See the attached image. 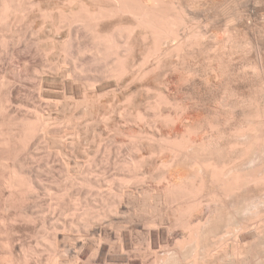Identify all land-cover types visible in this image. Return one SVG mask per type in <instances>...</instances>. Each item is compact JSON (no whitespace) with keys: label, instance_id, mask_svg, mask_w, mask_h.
<instances>
[{"label":"rangeland","instance_id":"374dc122","mask_svg":"<svg viewBox=\"0 0 264 264\" xmlns=\"http://www.w3.org/2000/svg\"><path fill=\"white\" fill-rule=\"evenodd\" d=\"M5 1L6 0H0V7H2V5H4V6H7L8 10H9V11H7L9 13H7L5 17H3L4 19L3 18H2V20L0 19V264H8L9 262H11L9 264H171V263L172 264H188V263L189 264H202L203 262L205 264H221L222 261L224 262V264H229V263L231 264V262H232V264H239V263L245 264L244 261H246V260L250 261V259L252 262H249V263L247 262L246 264H256L257 262H258L257 264H264V257H263L264 256V251H263L264 246H261V245H264V242H263V240H264V237H263L264 236V233H263L264 232V218H263L264 217V214H263L264 206L262 207V205H264V201L262 200V197L264 199V194H263L264 193V185H263L264 180L262 181L263 183H259V185L261 184L263 187L262 186L257 187L258 184L254 185V183H255L254 181H252L254 183L251 185L248 184L249 182H243L246 184V186H243V184H242L243 188L240 189L241 185H239L238 187H240V188H238V189L240 191L237 188L235 189L236 190L235 192L238 191L239 194L237 193L238 195L236 194L234 196L235 197L234 198L233 196L227 197L228 194L226 193V190L229 191V193H230V190H228L226 187L222 186L223 183H221L222 185H220V183H219V185L216 184L215 182L216 181L219 182V180L214 179L215 180V182H214L212 174L210 173V171H212L211 168H212L213 164L216 163V161L218 163H220L222 160V163L228 162V164H230V165H233L236 162L237 164L240 163L242 165L244 161L242 160V163H241V159L237 160V158L238 159L241 158L240 156H242L243 154H245L247 152V151L244 152L243 151L244 149H242V148H245L247 146V145L246 146H244V145L247 144L245 142L250 139L248 137V135L251 132L254 134V131H251L250 127H252V126H250V125L252 123L254 124L256 121L257 125L255 123L254 126H256V127L253 126L254 127L253 129L255 130V128H257V127L262 128L261 130H259V133L264 130V126H262L264 124V112H263L264 111V105H263L264 104V0H244L245 3L243 0H241V3L239 2L240 0H231V1L230 0H221L222 2L224 1L223 3L218 2L220 0H218V1L217 0H214V1L213 0H206L208 2V4L207 3L204 4L206 1L202 0L203 2L201 1L202 3L198 6H197V4L194 7H192L193 5H191V7H188L189 17H190V15L194 17V14H195V17L201 15L198 18V21H200L202 18V22L204 23V25L202 22L194 23L197 20L192 22L193 17L189 18L190 20H192L191 21L192 24H191V22H189L191 25L189 26V23L187 25L190 27L189 30H188L187 26L181 27L184 29L187 28V30L185 29L186 30L185 32L188 35H186V34H185L186 36L182 35V33H184V31L180 28V30L183 31V32L181 31V33L179 32L180 37L181 36L183 37L182 39L180 38V40L183 41V39H184V41H185V39H186L185 37H188L189 33L195 29V28H193V30L191 29L193 24L195 25L194 27H196V25H198V24H202L201 26L198 25L197 27L200 26V28H201L203 26L202 29H200V28L199 29L200 30L205 29V30H203V31H205L204 32L205 34H203V36H205L204 37L205 39L208 35V40H207L208 42L207 41H205V43L202 42L203 44L207 45V47H205L206 50L204 49L206 52L204 50L203 51L201 50L205 46V45L203 46V44L201 43L202 39H204V38H202L199 42L202 44V46H201L200 44L197 43L198 44L197 45L195 43V41L199 40V39L195 40V38L193 37V39L191 38L192 40L190 41V43L188 42L190 44V49H188V50L186 49L189 45L188 44V45H186V48H185L186 50L184 49L185 53L183 50H182L183 52L180 51L181 57H183L185 55L186 56L189 55L187 52L191 51L189 53H192V52H194L193 50H195V48L196 49L198 48L197 50H195L198 52H194L195 55L192 53L193 55L190 54V56H188L187 58H186V56L183 57L182 59H181V57H179L181 59V62H183V65L186 63V65H185L186 67L185 66L183 67L181 65L182 63L181 64L178 63L180 60L177 61L178 60L177 52H175L177 54V56L171 54L170 58H168V56H169L168 54H167L168 56L163 57L164 59L160 58V57H162L161 55H158V56L153 55V57L154 56L155 57L150 58L151 60L153 59L152 62L153 63L155 62L154 63L155 65L153 63L151 64V61L149 60L150 62L147 65L150 64V66H146L147 68H150L151 66H152V68H155V67H153V65L159 66L160 64L162 65V63L164 61H166V62H164V63H166V64H164V66L160 65L161 67H158V70L154 71L155 69H153V71L155 74L157 71L160 72L161 68L163 69L162 70L163 71V77L162 78H163V80L165 79L164 84L167 80L166 77H169L170 74L172 75V77L170 76L168 79L169 83L166 82V84L164 85L165 87L163 85H162V87H164L168 90L170 88L169 91L172 93V95H171V93L168 94L169 91H167V90H166V93L168 92L167 94L170 95V97L172 96L171 99H174V101H173L174 103H176L175 102L176 100H179L178 102H180V101L183 102V104L181 102L182 106L184 105V103H185L184 106L187 105L188 108H186V110H185V107H183L184 108L183 111L185 110L183 112V116H185L184 113L187 112L186 117L188 120L181 115L182 111L180 114L182 116L181 121H184V122H181L178 119H177L178 122L176 121V118L178 117V115L180 113L176 110L179 103H178V105L176 104L177 107L173 106L176 109H174L172 107L170 108L168 104H165V106H163L164 109H162L163 108L162 107L163 104H162L160 106L161 109L157 108V109H159L158 111L156 109V111H157L156 114L159 117L157 115L155 117L153 110H152V113L148 112L151 114L152 117L150 116V114H147L146 115L147 117H146L145 114L147 112L145 113L144 108L145 107L147 108V105L149 103V102L146 103L147 104L146 105L145 104L146 100L144 101V97H145L146 93H144V95H143L144 97L141 98V100H143V102L141 103V101H139L140 95H142L144 91L143 92L141 91L142 93H140V95L137 94V92H136L135 96L134 95L133 96L135 98L136 95H138L137 98H135V99H138V97H139L138 102L140 103V106H141V104L146 105V106L144 105L145 107L143 106L141 117H139L140 119H142V118H146V119H145V121H143V119L140 121L139 118H137L138 115L135 113L134 114L137 117L131 118L132 116H134V114L132 116H130L127 114L128 112H125V111H129L130 109L127 110V109H122V108L128 107V105H129L128 103H130V105L131 106L133 105V107H134L136 105V103H134L135 99L131 96L132 97V99L130 98L131 101L130 100L125 101L124 99H127L128 95L125 96L126 98L116 95L117 98L119 97V99L116 100L114 92L116 93L118 90L122 91V88H124V87L125 88L122 91L123 94H125V89H127L129 87H133V88L127 89L129 91L126 90V92H130V91H132V89L134 90V87H138V84H139L136 82L137 84L135 85L134 84L135 81L133 83L134 85H132V86H130L131 84H129V86L126 85L127 86V88H126V86L123 85L124 86L123 87L121 84L120 85L121 89H120V87H118L116 91H114V92L110 91L112 93L107 92L108 94L106 93L109 97V98H106L107 95L105 96L106 102H112L114 100L115 103H113L114 102L113 101L112 103H110V105L108 103V106H106L105 105L106 102H103L104 101L103 97L100 98V101L95 100V101H98L99 104L96 103L95 101H93L94 106L96 104H98V106L96 105V108H98L99 110L96 109L94 106L93 107L95 109L92 108V106H91L92 102L90 103L91 104L90 106L87 105V103H86V105L83 109H82V107H83L82 105L80 107L77 106L79 108L77 110H76L77 107L75 105H72V106L69 105V106H67V109L64 108L66 111L62 109L60 102H58V106H57L59 110L56 109L57 108L56 105H55V107H56L55 108L54 104H52L56 110V111L55 110L53 111L54 108L51 107L52 105L48 102V104L50 105L52 110L48 109V107H49V106H47L48 104L45 103V101L43 100V98H45L44 97L45 96V90L48 88H51L52 86L57 87L59 84H64L63 81H64V79L66 80V78H68V79L72 78L73 80L75 78V80L77 79L76 81L79 80L80 82L78 81V84L80 83L79 85L81 87L85 86V89L83 87L82 88L84 90H88V91L90 90V92H91L92 89H89L91 86L89 87V83L87 82L88 80L91 79V77H89L90 75L87 74V72H85L82 75L79 73V75H81V76H79L78 74H76L77 69H75V68H79V70H80V67H76L77 65L79 66L80 63L83 64L84 60L86 63L89 61L90 58L92 60V56L94 55V51L92 52L93 53L92 56L89 55V52L93 49L92 45H94V44H92L93 41L91 42V39L93 38V36H91L92 38H90V35H89V34H92V32L88 33L90 30L88 31V29H87V31H86L85 27H83V28H85V30H83L82 26H84V24H82V23H84V22H82V21H81V23H79L80 21H78L77 25H76L77 21L75 24L73 23L74 25L70 24L68 21L67 22L69 23V25H68V23L66 25V21H59L60 19L58 18L59 17L58 15L61 14L60 12L62 9H64V10H66L67 8L70 9L73 4L76 5L75 3L69 2L71 4L70 5L67 2V0H64V1L63 0H51V1L41 0V2H40V0H35L37 2H35L34 0H29V1L28 0H21V1L16 0L17 2L14 0H13V2H12V0H7L6 2ZM27 1H28V5L29 6L31 5L30 7L27 5ZM44 1L45 2L47 1V2L45 3ZM31 2H33V3H31ZM52 2H55V3H52ZM232 2L233 3L235 2V3L233 4ZM246 2H248V3H246ZM19 3H21V4H19ZM37 3H39V4H37ZM57 3H58V5H57ZM214 3H216V4L220 3V4L216 5ZM8 4H9V7H8ZM49 4H51V6ZM221 4H223V5H221ZM15 5L16 6L19 5V6L16 7ZM34 5H35V7H33ZM38 5H40V6H38ZM201 5L203 7L205 5L208 6L210 10L205 6L204 8L201 7L202 11H200ZM52 6L55 8H53ZM11 7H12V9H11ZM14 7L16 8V10H14L15 9ZM20 7L22 9L24 7V10H22ZM26 7H28V8H26ZM40 7H41V9H39ZM42 7H43L44 12L42 10ZM44 7H45V9H44ZM72 7H75V6H72ZM210 7L212 8V10ZM190 8L192 10H190ZM194 8H195L194 11H196L197 13H195L193 11ZM215 8H217V10ZM218 8L220 9V11L222 10V8H224V9L222 10V12H219ZM213 9H215V10H213ZM234 9H235V11H234ZM64 10H62V12ZM11 11H12V13H11ZM40 11H42V13H40ZM45 11L47 13L46 16H45ZM207 11H209V12H207ZM17 12H20V13L22 12L21 13L22 16L20 15V13H17ZM206 13H208V15H210L211 17L208 16ZM43 14L46 17V19L44 16L42 17ZM49 15L51 16V18L49 17ZM215 15L217 16V18H215L216 21L214 19V17H216ZM229 16H231V18H229ZM6 17H7V19H6ZM54 18H56V19H54ZM125 18L123 17V19H125ZM218 18H220V20ZM195 19H197V17ZM43 20H44V22H42ZM208 20H210V21L208 22ZM228 20H230V21H228ZM1 21H3V22H1ZM54 22L56 23V25L54 24ZM58 22H60L61 24ZM62 22H64L65 24L64 23L62 24ZM207 23H209V24H207ZM79 24L82 26H80ZM212 24L215 25V27L217 25L218 28L217 27L215 28ZM60 25H61V27H59ZM70 25H71V27H70ZM52 30H53V32H52ZM55 30L59 31V34H57L58 32H56ZM206 30H209V31L206 32ZM212 31H214V32H212ZM50 32H51V34H50ZM55 32L58 35V37L55 34ZM213 33L218 34V36H216ZM60 34H61V36H60ZM78 34H80L82 36H79ZM62 35H63V37H62ZM76 35H78V36H76ZM86 35H88V36H86ZM211 35H212V37H211ZM83 36H84V38H83ZM59 37H61V38H59ZM215 38H216V40H214ZM222 39L224 40V42ZM193 40H195V41L192 42ZM217 40H219V41H217ZM89 42H91V45ZM138 42L137 43H138L139 47H142V45H144V43L141 44L142 41L140 42V40H138ZM170 42H172V43H170ZM173 42L174 41H169V43L165 42L163 47L165 48V47L171 46L170 44H173ZM191 42L196 44V46H198V47H195V45H194V48H193V46H192L193 44H191ZM211 42H212V45L214 48L212 47V45H210ZM216 42H217V44H216ZM61 43H62V45H60ZM75 44L76 45L78 44L77 45L78 47L80 44V46L82 45L83 48L86 46L92 47L89 50V52H88V49L90 47L89 48L86 47L88 53H85L86 50H85V52L83 51L84 52L83 54H85L84 56L86 58H84L81 55L82 53H79L80 55L79 54L76 55L75 52L77 51L78 47ZM166 44H168V45L165 46ZM208 44H209L211 49L209 48ZM135 45L137 48L138 46L136 44V41H135ZM56 46H58V47H56ZM65 46L67 48H65ZM75 46L77 47V49ZM199 46H201L202 48L200 49ZM61 47H63V48H61ZM231 47H233V48H231ZM139 49L137 48V51L139 50L138 52L141 53L144 48L142 50H141V48H139ZM199 49L201 50V52H199L200 51ZM217 49H218V51H217ZM208 50H210V51L208 52ZM64 51H65V53H64ZM77 53H78V51H77ZM175 53H173V54H175ZM183 53H184V55H182ZM197 53H198V55H197ZM221 53H222V56H221ZM69 55L71 57H73V56L74 57L71 58ZM136 55L138 56V54H136ZM162 55H164V53ZM202 55H203L204 59L202 58ZM215 55L217 57H215ZM75 56L77 57V59L75 58ZM78 56H80V58ZM137 56L135 57V60L138 59ZM171 56L175 57L176 59L174 58V61H173V58H171ZM157 57H159L160 59ZM165 57H167L166 58L167 60H165ZM196 57L198 58V60L197 59L196 60L199 62V64H197L198 62L194 59ZM65 58H66V60H65ZM156 58L160 61H157ZM201 58H202V60H201ZM162 59H163V61L161 62ZM184 59H185V61H182ZM219 59H220V61H219ZM106 60L109 61L108 58ZM106 60H105V62H106ZM132 60L133 59L131 58V61ZM167 61H168V63H169V61H171V62L177 61V62H176V64H173L171 62L168 64ZM222 61H223V65H222ZM159 62H161V63L159 65H157ZM90 63L86 64V65H88V67L90 65L93 66V67L90 66V68H95V67L98 68V67H100V65L103 66L105 64L104 62H102L103 64L100 62L99 63L90 62ZM177 63H178V65L180 64L179 67H176ZM192 63H194V64H192ZM82 64H80V66ZM165 65H166V69L168 71L171 70V72H168L165 69ZM168 65H169L170 69L167 68ZM170 65L173 67L175 65V67H174L175 70H172L173 68H171ZM200 65H202V66H200ZM204 65H206V67L207 66L208 67L206 68ZM181 66H182V68H181ZM198 66H200V67H198ZM221 66H223V67H221ZM58 67H59V69H58ZM138 67H139V65L137 66V69H138ZM186 68H190L191 70L186 69ZM217 68H219V69H217ZM60 69H62L63 72ZM156 69H157V67H156ZM164 69H165V71H167V76L166 75L164 76V74L166 73L164 71ZM213 69H214L216 74L213 73ZM71 70H72V72H69ZM73 70H74V72H73ZM79 70L77 71V73L79 72ZM182 70L186 71V72L182 73L183 72ZM187 70H188V72H187ZM193 70H195V71L193 72ZM204 71H205V73H203ZM216 71H218V72H216ZM33 72H37V73L34 74ZM68 73L71 75H69ZM172 73H174L175 76H173ZM191 73L193 74L192 77H191V75H192ZM62 74H63V76H62ZM86 74H87V76H85ZM151 74H153V73H151ZM178 74H180V75H178ZM195 74H196V77H194ZM202 74H204V75H202ZM181 75L184 78H187L186 82H182L185 80L181 78ZM185 75H187V77ZM200 75H202L204 77V79ZM217 75H219V76H217ZM78 76H79V79L77 78ZM177 76L178 77L180 76L179 80L175 79ZM171 78H172V80H171ZM195 78L196 79L198 78V79L196 80ZM147 79L148 78L146 77V78L142 79V81L143 80L148 81ZM173 79H174V81H173ZM56 80H57V82H56ZM75 80H74V82H75ZM84 80L86 82H84ZM93 80L94 81L90 80V83L92 84V86H93L92 82L97 81L95 79H93ZM136 80L138 81L139 79H136ZM175 80H176V82H175ZM59 81H60V83H59ZM187 81H190V82H187ZM48 82H50V83H48ZM53 82H54V84H53ZM138 82H140V81H138ZM173 82L175 85L173 84ZM178 82H179V85H181L180 87L177 86ZM195 82H196V84H195ZM87 83H88V87H89L88 89H86ZM170 83H172V84H170ZM181 83L182 84L188 83L187 84L188 87L186 84L185 85L183 84L186 87V88L185 87L183 88ZM75 84H77V83H75ZM142 84H144V83L141 82L140 85H142ZM167 84H168V87H166ZM201 84H202V86H201ZM197 86H200V87H197ZM58 87L63 88V86L61 87V85H59ZM95 87H97V85ZM95 87L93 90H95ZM194 87L197 89H195ZM164 88H163V90L165 91ZM174 88H177L178 90H176ZM198 88H199V90H198ZM41 89H42V91H41ZM181 89L183 90L182 95H181V93H182ZM174 91H175V93H174ZM199 91H201V92H199ZM92 92H94V91H92ZM178 92H180V93H178ZM118 93L120 95L121 92H118ZM176 94H178V95L180 94L181 96L180 95L177 96ZM183 95H185V97H183ZM187 95H188V97L189 96L190 97L188 98ZM192 95H193V98H192ZM102 96H104V95L102 94ZM68 97H69V95H68ZM114 97H115V99H114ZM182 97L185 99L180 100ZM199 97H200V99H199ZM70 98H68V99H70ZM195 98L198 101H196ZM71 99H73V98H71ZM107 99H112V100L107 101ZM120 99H123L122 101H125L126 103L122 102ZM66 100H67V98H66ZM133 100H134V102H133ZM258 100L261 101L260 104H259ZM119 101H121L122 103L121 102L119 103ZM127 101H128V103H127ZM192 101H193V103H192ZM187 102L190 104H186ZM43 103H44V105H43ZM103 103L106 106L105 110H107L108 109L107 107H109V110H107L109 113L107 111H103V109L100 110V108H99L100 104L103 105ZM123 103L125 104L126 107L123 105ZM231 103H233V104L231 105ZM244 103L247 105L245 106ZM126 104H128V105H126ZM257 104L260 106H258ZM167 105H168V107H166ZM173 105H175V104H173ZM190 105H191V107H190ZM87 106L90 108V110L93 109V110H91L92 112L89 109H88L89 111L87 110V108H88ZM118 106H120V108H117ZM121 106H122V108H121ZM179 106H181V105H179ZM40 107H42L44 109H42ZM68 107H69V109H68ZM181 107H178V109L181 110ZM239 107H240V109H239ZM242 107H244L243 110H242ZM258 107L260 109L259 111H261V108H263L262 114H260L261 112L258 111ZM72 108H73V110H72ZM80 108L82 110H80ZM85 108H86L87 112L84 111ZM113 108L116 110L113 111ZM129 108H131V107H129ZM167 108H169L168 111H167ZM249 108H251V109L253 108L252 111H251V109L249 110ZM117 109L118 110L122 109L123 113H125V114H123L120 110H119L120 112H118ZM173 109H174V111H173ZM45 110H47V112ZM57 110H58V112H57ZM60 110L62 112H60ZM69 110L70 111L72 110V112L73 111L74 112L71 113ZM162 110H163V112H166L164 114H167L168 116H169V112H171V113L173 112L174 114L173 113L172 114L174 115V117L170 113V115L172 117L169 116V118L171 121L175 118V120H173L174 122H170L167 115H166L167 117H165L164 114L162 115L165 118L160 116L159 114L163 113V112H161ZM239 110H242V111H239ZM245 110H246V114L243 113V112H245ZM52 111L54 113L57 112L56 116L54 113L51 114ZM83 111L85 112V115H84ZM99 111H100L101 115L99 114ZM111 111L113 113H110ZM77 112H79V113H77ZM93 112H94V114H93ZM104 112H107V114L103 115ZM154 112H155V110H154ZM158 112H159V114H158ZM188 112H190V113H188ZM258 112H259V114H258ZM41 113H42V115H41ZM62 113L63 114L65 113V114L63 115ZM87 113H90V114L87 115ZM121 113H122V115L126 116V118L123 116L125 119L120 117ZM143 113H144V115H143ZM49 114L53 115V116H51L52 118L50 117ZM113 114H114V116H113ZM152 114H154V116ZM175 114H177V116H175ZM48 115L50 118L48 117ZM70 115H71V119H69ZM96 115L99 117H97ZM246 115H247V117H249L248 119H246L247 117L245 118ZM101 116H102V118H101ZM258 116H260L262 118H259ZM27 117H29V118H27ZM38 117H39V119H38ZM83 117H85V118H83ZM110 117H112V120ZM128 117H129V119H127ZM241 117L244 118L245 120L244 119L242 120ZM30 118L33 120H31ZM114 118L116 119V122H115ZM161 118H163L166 121L161 120ZM178 118L180 119V117H178ZM61 119H62V121H61ZM63 119L65 120V122ZM66 119L67 120L69 119V120L67 121ZM103 119H107V120H103ZM149 119H151V120L149 121ZM40 120H42V122H41L42 124L39 122ZM45 120H46V123H45ZM56 120L59 122H57ZM258 120H259V122H258ZM66 121H67V123H66ZM71 121H72V123H71ZM162 121L165 122V123L164 122L163 123H164V125L166 124V126L162 125ZM167 121H169L168 124H167ZM214 121H215L216 125H215V123H213ZM238 121H243V122L239 123ZM26 122H28L32 126L28 125V123H26ZM43 122L45 124H43ZM73 122H74V124H73ZM131 122H133V123H131ZM24 123H26V124H24ZM58 123H60V124H58ZM61 123L63 125H61ZM91 123H94L93 126ZM123 123H125V124H123ZM172 123H174V124H172ZM249 123H251V124H249ZM258 123L262 124V125H259ZM65 124H66V127H65ZM87 124H88V126H87ZM114 124L116 126H114ZM23 125H24V129H23ZM37 125H38V127H37ZM40 125H42V126H40ZM43 125H45V126H43ZM97 125H99V126H97ZM124 125L125 126L129 125V126L125 127ZM150 125H151V130L154 127L155 128L159 127V129L154 128V130L151 131ZM185 125H188V127ZM190 125L192 127H190ZM199 125H200V127L201 126L202 127L198 128ZM239 125H240V127H239ZM247 125H249L250 127ZM19 126L22 128H19ZM47 126L49 129L47 128ZM56 126H58L59 128ZM162 126H164V127L162 128ZM168 126L170 128H172V130H170ZM241 126H242V128H245L246 126L250 128V129L248 128L250 130L249 132H248V129L245 128V130H247L248 134L245 132V130L243 132V133L247 134L246 138L247 139L249 138L248 140H244L245 137L241 135L240 131L241 130L243 131V129H241ZM30 127H32V128L30 129ZM36 127H37V131H36ZM43 127H46V128L43 129ZM89 127H90V129H89ZM94 127H96V128H94ZM119 127H120V129H122L121 131H120ZM132 127H134V128H132ZM177 127L180 128L179 129L180 131L178 130ZM193 127H194V129H192ZM238 127H239V129H238ZM26 128H27V130H25ZM64 128H66L67 130ZM100 128H102V129H100ZM145 128H146V130H145ZM167 128H168V130H167ZM173 128H175V129L173 130ZM189 128H191V131ZM259 128H257V132H258ZM32 129H34V130H32ZM41 129H42V131H41ZM81 129H83V130H81ZM91 129H93V130H91ZM97 129H98V131H97ZM108 129L110 132L108 131ZM129 129H131V130H129ZM140 129H143V130L140 131ZM165 129L167 130V132ZM233 129L235 131H233ZM50 130H52V131L50 132ZM60 130H62V131H60ZM68 130L71 131V133ZM80 130H81V132H80ZM84 130H85V132H84ZM155 130H157V131H155ZM187 130H189V131H187ZM229 130L231 131V133ZM31 131H32V133H34V131H35L34 136L31 133ZM66 131H68V132H66ZM75 131H77V132H75ZM86 131L87 132L89 131V132L86 133ZM122 131L123 132L125 131L124 132L125 134ZM145 131H147L146 133H148V132L149 133L146 134ZM154 131H155V133L156 132L157 133L152 134V132L154 133ZM19 132L22 135H20ZM24 132H25V134H24ZM38 132H39V134H38ZM43 132L46 134H44ZM127 132H132V133H127ZM139 132H140V134H139ZM170 132L171 133L174 132V133H172V135H170L171 134ZM189 132L190 133L192 132V133L190 134ZM195 132H196V134H195ZM234 132H235V134H234ZM236 132H238L240 134H238ZM257 132H255L254 135H256ZM26 133H27V135H26ZM28 133L29 134L31 133V136ZM59 133L61 134V136H59L60 135ZM74 133L75 134L77 133V134L75 135ZM84 133H86V134H84ZM89 133H91V134H89ZM99 133H101V134L99 135ZM198 133H200L199 135H201V136H199ZM164 134H165V136L168 135L170 137V139H169V137L165 138ZM183 134H184V136L192 139V141H193V142L191 141L192 144L189 142L192 146L196 145V142H197V145L199 143L200 147L201 146L203 147V145H206L205 142H207V143L209 142L207 144L208 146H210V143L213 145L217 142V144L220 147L217 144H215V145H213V148L216 151L218 150L217 151L218 153L215 154L216 151H214V150L212 152V150H211V149H213L212 145L210 146L211 147L210 149L207 148L208 146L206 145V147H204V150H205V148L207 149V150H205V152H204L203 148L201 150V148L198 147L200 149V151H199L200 152V154H199L200 158H202L204 154L206 155L205 158L203 157L205 160L203 159V161H201V159H198L199 158L198 152H196L198 148L197 149L194 148V149H196V151L194 150L193 154L192 153L189 154V152L187 150H188V148L191 150L192 146H190L188 143V145L191 148L189 146H186L187 144L183 147L180 146V148L182 147L183 150H184V148H187L186 151L188 152L189 157L192 154L191 160L189 158V161H188L187 153L185 155L186 158L183 157L185 152L182 154L180 153V152H182V148L180 150V148L177 149L175 147L176 145L174 146V148H172V145H171V147L169 146L170 144H172L173 141H177L176 143L181 142ZM194 134H195V136L197 135L199 137V138L197 137L198 140L194 136ZM237 134H238V136H237ZM49 135H50V137H49ZM191 135H192V137H191ZM226 135H227V137L224 138ZM233 135L236 137H234ZM239 135H241V137H239ZM254 135L251 134L250 137L252 138ZM79 136H81V138ZM86 136H87V138H86ZM171 136H173V137L171 138ZM262 136H264V134H262ZM24 137L26 138V140ZM28 137H29V141H28ZM57 137H59V138H57ZM60 137H61V139H60ZM71 137L74 139H71ZM193 137L196 139H194ZM228 137L229 138L231 137V139H230L231 141L228 139ZM59 139L61 141L63 140L62 141L63 143H61L59 141ZM193 139L196 140V142H194ZM164 140H166V141H164ZM240 140L241 141L244 140L243 141L244 145L241 144ZM72 141H74V142H72ZM214 141H215V143H214ZM261 141H263V140H260V142ZM203 142L205 144H203ZM229 142H231V143H229ZM233 142L235 143L234 145H236V143H238V145H237L238 149H241V150H239L240 153L237 151L236 146H234V147H236V149L234 147H232ZM249 142L250 141H248V144H249ZM193 143H195V144H193ZM256 144L254 143L253 148H255L257 146ZM261 144H264V143L263 142L260 143V146H261ZM240 145H242L244 147L241 146L242 148H239ZM196 146H194V147H196ZM258 147H259V144H258ZM261 147L263 148L264 145H262ZM175 148L177 150H175L176 152L174 151V153H178L179 156L176 155V157H178L180 159L173 156L172 151ZM233 148L235 151L231 150ZM259 148L253 149V152L251 151L252 152L251 156L255 155L253 165L250 164V162L249 163L246 162L243 164L244 167H242L240 165L235 166L236 165V163H235V165H233L235 167L232 168L230 166L229 169L232 170V169L236 168L237 171H239V170L241 171V169L244 168L245 171H243V169H242V171L245 173L243 174L241 172V174H243V175L250 174L251 172L253 173V171L255 169L257 170L260 168H262L263 170L262 169L261 170L264 171V167H263L264 166V162H263L264 161V157H263L264 151H262V148H260V153H261V151L263 152L260 154L258 152ZM263 150H264V148H263ZM232 151H233L234 156H235L234 158H236V156H237L236 159H234L232 157L235 160V162L233 161V159H231V155L233 156ZM236 151L240 154V156L238 153H236ZM192 152H193V150H192ZM195 152L198 155V157H196L197 155L195 156ZM251 152H250V150L247 152L248 158L250 157L249 153H251ZM193 155L196 157V159L193 158L194 157ZM212 155L213 156L218 155L217 157H219V159L217 157L214 158ZM257 155H260V156H257ZM245 156H246V154H245ZM245 156H242V157H244L243 159L247 160ZM172 157H173V160H172ZM213 158L216 160H214ZM225 158H227V160H225ZM176 159H178L179 161L180 160H182V161L179 162L178 160L176 161ZM193 159H195V163L199 162V160H200V162H199L200 164L199 163L198 164L201 166V167H199V168H201V169H199V170H201V173H200V171H196L195 173L199 172L200 176L203 173V176L201 178L202 180L200 179V177L198 175L199 173H197V176H196V174H194L193 169H195V167H196V170H197L198 164L196 166L194 165L195 167L193 168V165L191 164L192 162L194 164ZM251 159H249V160H251ZM167 161H171V162H167ZM174 161H176L175 162L176 164L174 163ZM214 161H215V163H214ZM204 162H206L205 166H204ZM247 163L249 164V166ZM260 163L262 165L260 167H258V165H260ZM22 164L24 165V167ZM134 164H136L137 166ZM171 164H173V168H172ZM245 165H246V167H245ZM250 165H252V166H250ZM187 167H188V169H187ZM227 167H229V165ZM227 167L225 165V168H224L225 171H227L226 170ZM238 167H239V170H238ZM240 167H241V169H240ZM21 168L23 170H21ZM229 169H228V172L230 171ZM250 170H251V172L249 173ZM258 172H259V170H258ZM258 172L256 171L255 173H258ZM260 172L258 173L259 176L261 175ZM180 173H181V175H180ZM258 174H254V175H258ZM197 177H199V178H197ZM179 179L181 180V182H184V184H186V185H184L186 188L188 187L187 189L185 188L186 191L183 190L184 186H183V188L181 187L183 183H181ZM199 179L201 182L199 181ZM10 180H12V183L10 182ZM173 181H175L176 183H174ZM192 181L195 182L194 185H196V186L199 184V183L198 184H196V183L200 182L198 187L194 186L196 188V190H198L200 188L202 190V187L203 188L205 187L204 188L205 190L203 189L204 192H203V190L201 192V194L202 193L203 194L202 195L200 194L202 196V198H203V196H204V198L203 199L200 198V195H199L198 197L200 199H202L201 200L202 202L200 201L201 204L199 203V205L195 206L194 203H196L197 201L195 202V200L194 201H192V200L196 199V198L195 197L193 198L194 195L189 197L190 200L193 198L191 201L194 203H193V209L188 210V208H187V210H188L187 211L185 209V206L192 205V202L188 201L189 200L188 198H185V197L182 198V197L185 195L184 191L187 193V190H189L190 188H191V190L188 192H191V195H192V193L195 194L193 192V190L195 188L189 187V185L190 186L192 185L191 184V183H193ZM210 181H212L214 183L215 189H214V187L212 189H209L213 186V184ZM260 182H261V180H260ZM178 183L179 184L181 183L180 184L181 186L179 188H176L178 186ZM171 184H173L172 186H174V184H175V186L177 185L176 187L174 186L175 189H177V192H176V190H175V192L170 190V189H172L171 188L172 186H170ZM187 184H188V186H187ZM209 184L211 185V187ZM215 184L218 186H215ZM252 185H253V188L251 187ZM207 186H209V188H206ZM219 186H222L223 188L221 187L222 188L221 189ZM174 187H173V190H174ZM217 187H219V188H217ZM244 187H245V189H244ZM246 187H248V188L246 189ZM256 187L257 188L260 187L262 190L257 189ZM207 189L209 191L210 190L211 191L209 192ZM243 189L246 191H244ZM253 189H256L257 191L256 190L254 191ZM247 190L249 192L253 190V192L248 194ZM258 190H260V191H258ZM200 191L198 190V192H200ZM212 191L215 192V194ZM232 191H233V195H234L235 192H234V190H232ZM169 192H171V193H169ZM242 192H243V195H242ZM245 192H246V194H245ZM258 192H259V194H258ZM182 193H184V194H182ZM209 193L212 194V197L210 196ZM218 193H219V195H218ZM196 194H198V193L196 192ZM204 194H206V195H204ZM213 194L215 196L216 201H214L212 203L213 205H210L211 203H209V202L213 201L212 200V198L214 197ZM244 194H245V196H244ZM261 194H262V196H260ZM229 195L231 196L232 193ZM241 195L244 199H242ZM185 196H188V195H185ZM236 196L239 199H242L244 201L240 200V202H239V200H238V198H236ZM245 197H247V198L249 197V198L246 199ZM260 197H261V199H260ZM180 198L183 200L181 201ZM207 198H208V200H207ZM210 198H211V200H210ZM114 199H115V201H114ZM228 199H230V200L232 199L231 202H230V200L228 202ZM236 199H237L238 203L235 202ZM250 199H252V202L254 200L256 201V199H257V201L255 202V205H256L255 208H254L255 205L252 203H251V205H254V206L251 207V205H250V207H248L249 202H247L246 200L250 201ZM180 201L182 203L179 206L178 203ZM187 201L190 203L187 204L188 203ZM225 201H227L229 204H227ZM234 202H235V204H234ZM242 202H245V203L247 202L246 203L247 206L245 205V203H242ZM183 203H186L187 205L184 204L185 206L184 205L182 206ZM206 203L210 206H208ZM223 204H225V205H223ZM226 204L229 206H227ZM205 205H207V207ZM238 205L241 208H244V205H245V208L248 207L250 209V211L247 208V209H244L246 212H242V214H241V211H244V210L243 209L241 210V208L238 207ZM181 206L184 207L183 209H185V211L182 210V212L180 213V211L182 209ZM236 207L240 208L239 209L240 211L238 209L235 210ZM178 208H180V209H178ZM202 208L204 209V211ZM23 209H25V210H23ZM253 209L254 210L256 209V210L254 211ZM190 210H191V212H190ZM234 210H235V212H234ZM202 211L203 212L207 211V212L200 214V212H202ZM251 211H254V212L251 213ZM208 212H210V213H208ZM227 212H228V215H227ZM261 212H262V215L260 214ZM225 213L227 216H225ZM179 214H182V215H180L181 217L185 216L184 218L183 217L182 218L185 219L186 221L179 219L180 218V216H178ZM212 214L216 215V216H212ZM186 215H187V218H186ZM258 215H260L262 217H260ZM255 216H258L259 219L257 217L254 218ZM248 217H250V218H248ZM224 218H225V220H224ZM230 218H232V219H230ZM178 219L180 221L177 222ZM189 219L191 220V222ZM210 219L213 223L212 222L210 223ZM235 219H237V220H235ZM247 219L248 220L250 219L249 220L250 222ZM255 219H258V221ZM214 220H215V222H214ZM222 220H224V221H222ZM228 220H230V221H228ZM234 220H235V222H234ZM242 220H243V222H240ZM253 220H255L257 222H253ZM182 222H183V225L187 226V227H185L186 231L184 230L185 229L184 226H182ZM186 222H187V224H185ZM227 222H228V224H227ZM231 222L232 223L234 222L233 224H235V223H238V224L233 225V224H230ZM243 224H244V226H243ZM260 224H261V226L259 227ZM196 225H197V227H195ZM206 225L207 226L209 225V226L207 227ZM237 225L238 226L240 225V228L234 227V226L237 227ZM249 225L251 228L249 227ZM262 225H263V228H262ZM204 226L207 227L208 230L211 229L212 227L215 228V230L217 228V230L220 232L218 233L217 230L215 231L212 229L211 231H213V232L211 233V231L210 230L208 231L206 228H204ZM221 226L224 228H221ZM231 226H233L234 228L233 227L231 228ZM191 227H194L193 228L194 232L198 231V233L194 234L195 235L194 237H196V238L192 237L193 235L191 236V238L196 239L195 241L193 240L194 241L193 244H191L192 240L190 239V235H188V234L194 233V232H192L193 230ZM209 227H211V228H209ZM219 227L221 229H219ZM259 228L261 231L259 230ZM187 229L190 231H187ZM241 229H243V230H241ZM244 229H246V230H244ZM206 230H207V232H206ZM222 230H223V232H222ZM244 231H246V232L248 231V232L245 234ZM184 232L186 233V235L184 234ZM216 232L218 233L217 235H215ZM221 233H226L227 235L223 234V236H222ZM254 233L256 235H254ZM259 233H261V235ZM257 234H259L260 236ZM207 235H211V236L214 235V237L216 239L218 238L217 239L218 241H216V239L214 237L213 238L215 239V241H212L214 239L211 236H207ZM249 235H251V236H249ZM228 236H230V237H228ZM206 237L208 240L206 239ZM209 237H210V239L212 238L211 241H210ZM226 237H227V239L229 238V240L225 242ZM248 237H249V240H248ZM183 238L187 239V241L189 243L186 240L184 241ZM244 238L247 239L248 241L245 240ZM188 239H190L191 242ZM203 239H206L207 241H205ZM258 239L259 240L263 239L261 241L262 243ZM234 240H236V241H234ZM252 240L256 243L252 242ZM182 241H183V243L184 242H187V243H184V245H183ZM208 241L211 242L213 245L211 243H209ZM230 241H232V242L234 241V243L231 244ZM248 242H250V244ZM258 242H260L261 244ZM218 243H222V244L219 245ZM243 243H244V245H243ZM189 244H191V245H189ZM238 244H239V247H238ZM255 244H256V246H255ZM258 244H260L259 246L262 249H260L259 246L257 247ZM204 245H205V247H204ZM216 245H219V246H216ZM222 245H223V247H222ZM246 245H249L250 247H248ZM240 247H244V249L240 248ZM177 248H178V250H176ZM204 248L206 250H204ZM254 248L255 249L258 248L257 251ZM243 250H245V251H243ZM193 251L194 252L200 251V252H197V253L195 252V254H193L194 253ZM252 251H254V254L256 253V255H254ZM260 251L262 253H260ZM239 252L241 253V255ZM244 252H245V254H243ZM246 252L248 253V255ZM257 252H258V254H257ZM206 253L209 256H207ZM208 253H210V254H208ZM186 254L189 257L187 256V258H186ZM203 254H205V255L203 256ZM231 254H234V255L232 256ZM259 254L260 255L262 254L261 256L263 258L261 256H259ZM170 255H172V256H170ZM228 255H229V257H226ZM257 255H258V257H257ZM190 256L191 257L193 256L194 258L193 257L191 258ZM205 256H207V257H205ZM234 256H235V258H234ZM200 257H202V259H200ZM251 257L253 258V260H255L257 258L255 260L256 262H254ZM171 258H173V259H171ZM231 258L232 259L234 258V259L232 260ZM260 258H261V260H260ZM187 259H190V260L187 261ZM240 259L241 260L243 259L242 260L243 262ZM170 260H173V261H170ZM202 260H204V261H202ZM234 261H235V263H233ZM225 262H227V263H225Z\"/></svg>","mask_w":264,"mask_h":264},{"label":"bare ground","instance_id":"6f19581e","mask_svg":"<svg viewBox=\"0 0 264 264\" xmlns=\"http://www.w3.org/2000/svg\"><path fill=\"white\" fill-rule=\"evenodd\" d=\"M7 1V0H6ZM5 1V2H6ZM14 1H16V0H14ZM21 1V0H20ZM29 1V0H28ZM28 1H27V5H28ZM35 1V0H34ZM33 1V2H34ZM49 1H51V0H49ZM48 1V2H49ZM64 1V0H63ZM202 0H67V2L69 3H75L76 5H72V6H75V7H72L71 6V10L70 9H66V10H64V9H62V10H64L63 12H62V10H61V14H59L58 16V18L60 19H58L59 21H66V25H67V23L69 22L70 24H75L76 23V21H77V23H76V25L78 24V21H80L79 23H81V21L82 22H84V23H82V24H84V26H82V25H80V26H82V28L83 27H85L86 28V31H87V29H88V33H91L92 32V34H89L90 35V38H92L91 36H93V38L91 39V42H92V44H94V45H92V47H93V49L89 52V50L92 48L91 46H86V47H90L89 49H88V52H89V55H93V51H94V55L92 56V60H91V58L89 59V61L90 62H92V63H102V62H104L105 64L103 65V66H101L100 65V67H95V68H90V66L91 67H93L92 65H90L91 63L88 61L87 63H90L89 65V67H88V65H86L87 63L85 62V60H84V63L82 64V63H80V64H82L81 66H80V64H79V66L77 65L76 67H80V70H79V68H75V69H77V71L79 70V72L77 73V71H76V74H78L79 75V73L82 75L83 73H85V72H87V74H89L90 76L89 77H91V79L90 80H92V81H94L93 79H95V80H97V81H95V82H92L93 83V86H92V84L90 83V80H88L87 82L89 83V87H88V83H87V88L86 89H92L91 90V92H90V90L88 91V90H84L85 89V86L82 88L79 84H78V81H76L75 80V78H74V80H75V82H74V80L71 78V79H68V78H66V80L64 79V81H63V83L64 84H59V85H61V87L63 86V88H60V87H51V88H48V89H46L45 90V98H43V100L45 101V103H47L48 104V102L52 105V104H54V107H55V105H56V107L58 106V102H60L61 103V107H62V109L63 110H65V109H67V106H69V105H75L76 107L77 106H83L82 107V109L85 107V105H86V103H87V105H91L90 103L92 102V108H96V105L98 106V104H99V102L98 101H100V98L101 97H103L104 98V101L103 102H106V99H105V96L108 94L107 92H109V93H112V92H110V91H116L117 90V88L118 87H120V85L122 84V86L124 85V86H126V85H128L129 86V84H131L130 86H132V85H136L137 83H139L138 84V87H134V90L132 89V91H130V92H126V90L127 89H129V88H133V87H129V88H127V86H126V88L127 89H125V94H123L122 93V91H123V89L125 88L124 86V88H122V91L120 90H118L116 93L114 92V94H115V97H116V95L117 96H120V97H125L126 95H128L127 96V99H124L125 101L126 100H130V98L132 99V97L134 98V96H135V93L137 92V94H139L140 95V93H142L143 91V94L142 95H140V99H139V97H138V99H139V101H141V103L143 102V100H141V98H143L144 96V93H146L145 94V97H144V101H145V104L146 103H148V105H147V108L144 106V105H142L141 104V106H140V103L138 102V99H135V98H137V96L138 95H136V97L134 98L135 99V102H134V100H133V102L134 103H136V105L133 107V105L131 106L130 105V103H128V101H127V103L130 105H128V104H126V105H128V107H126L125 106V104L123 103V105L126 107V108H122V106H121V108L122 109H130L129 111H125V112H128L127 114L128 115H130V116H132L134 113L135 114H137L138 115V117L134 114V116H132L131 118H135V117H137V118H139V117H141V114H142V108H143V106L145 107L144 108V110H145V116L147 115V114H150V113H148V112H151L152 113V110H153V113L155 114V117H156V113H157V111L159 110V109H161V105H162V107L163 106H165V104H168L169 105V107L171 108H174L175 106H176V104L178 105V103H179V105H181L182 106V104H183V102L182 101H180V102H178L179 100H176L175 102L176 103H174L173 101H174V99H171L172 98V96L170 97V95H168V94H170L171 92L169 91L170 90V88H169V90L168 89H166V88H164L165 86V84H166V82L167 83H169L168 82V79H169V77L171 76L172 77V75L170 74L169 75V77H166V82H165V84H164V80H163V69L161 68L160 69V72H156L155 74H154V71H156V70H158V67H161L162 65L164 66V64H166V63H164V62H166V61H164L163 63H162V65L160 64L162 61H163V57L164 56H168V58H170V55L172 54V55H176L177 56V54H178V56H177V58H178V60L177 61H179L178 63H182L181 65L184 67L185 65H186V63L183 65V62H181V59L183 58V57H185V56H183V57H181V54H180V51H184V49L186 48V45H188L189 43H190V41L193 39V37L195 38V40L196 39H199V40H193L192 42H194L195 41V43L197 44H200L201 46H202V42H204L205 43V41H207L208 40V35H207V37H206V39L204 38L205 36H203V34H205L204 32L205 31H203V30H205V29H203V30H200V29H202V27L200 28V26L202 25V24H198V25H200L199 27H197L198 25H196V27H194L195 25L193 24V26L191 27V29L193 30V28H195L193 31H189L188 33H189V36L188 37H185L186 35H188V34H186V30H187V28H188V30H189V26L192 24V22H194V21H198V18L201 16H196L197 17V19H195L196 17H195V14H194V17L193 16H191L190 15V17H189V12H188V7H191V5H193L192 7H194V6H196V4H197V6L198 5H200L202 2H201ZM206 1V0H205ZM214 1V0H213ZM218 1V0H217ZM216 1V2H217ZM231 1V0H230ZM244 1V0H243ZM2 2V1H1ZM12 2H13V0H12ZM17 2V1H16ZM33 2H31V3H33ZM35 2H37V1H35ZM39 2V1H38ZM40 2H41V0H40ZM39 2V3H40ZM45 2V1H44ZM47 2V1H46ZM45 2V3H46ZM58 2V1H57ZM218 2H222L221 0L220 1H218ZM224 2V1H223ZM222 2V3H223ZM226 2V1H225ZM228 2V1H227ZM240 3H241V0L239 1ZM3 3V2H2ZM15 3V2H14ZM39 3H37V4H39ZM52 3H55V2H52ZM69 3V4H70ZM208 4V2L206 1L204 4ZM210 3V2H209ZM231 3V2H230ZM233 3V2H232ZM235 3V2H234ZM233 3V4H234ZM244 3H245V1H244ZM246 3H248V2H246ZM4 4V3H3ZM16 4V3H15ZM18 4V3H17ZM19 4H21V3H19ZM65 4V3H64ZM214 4H216V3H214ZM220 3H217L216 5H219ZM226 4V3H225ZM228 4V3H227ZM2 5V4H1ZM6 5V4H5ZM50 6H51V4H49ZM53 5V4H52ZM57 5H58V3H57ZM71 5V4H70ZM203 5V4H202ZM200 6V11H202L201 9V7H203V6ZM221 5H223V4H221ZM230 5V4H229ZM243 5V4H242ZM16 6V5H15ZM19 6V5H18ZM18 6H16V7H18ZM22 6V5H21ZM24 6V5H23ZM29 6V5H28ZM31 6V5H30ZM29 6V7H30ZM38 6H40V5H38ZM49 6V7H50ZM54 6V5H53ZM52 6V7H53ZM65 6V5H64ZM69 6V5H68ZM206 6V5H205ZM204 6V7H205ZM212 6V5H211ZM239 6V5H238ZM8 7H9V4H8ZM33 7H35V5L33 6ZM32 7V8H33ZM51 7V8H52ZM63 7V6H62ZM66 7V6H65ZM203 7V8H204ZM208 9H209V7L208 6H206ZM214 7V6H213ZM216 7V6H215ZM224 7V6H223ZM237 7V6H236ZM1 9H0V19L2 20V18L3 17H5L6 16V14L7 13H9V12H7V11H9L8 10V8H7V6H4V5H2V7H0ZM15 8V7H14ZM13 8V9H14ZM21 8V7H20ZM19 8V9H20ZM26 8H28V7H26ZM31 8V9H32ZM53 8H55V7H53ZM52 8V9H53ZM196 8V7H195ZM195 8L193 9V11L195 10ZM211 8V7H210ZM226 8V7H225ZM238 8V7H237ZM11 9H12V7H11ZM22 9V8H21ZM39 9H41V7L39 8ZM44 9H45V7H44ZM58 9V8H57ZM207 9V10H208ZM216 10H217V8H215ZM215 9H213V10H215ZM219 9V8H218ZM224 8H222V10H223ZM236 9V8H235ZM235 9H234V11H235ZM14 10H16V8L14 9ZM22 10H24V7H23V9ZM42 10H43V7H42ZM70 10V11H69ZM190 10H192L191 8H190ZM199 10V9H198ZM204 10V9H203ZM210 10V9H209ZM211 10H212V8H211ZM222 10L220 11V9H219V12H222ZM13 11V10H12ZM12 11H11V13H12ZM47 11V10H46ZM46 11H45V16H46ZM53 11V10H52ZM59 11V10H58ZM239 11V10H238ZM43 12H44V10H43ZM55 12V11H54ZM68 12V13H67ZM195 13H197L196 11H194ZM206 12V11H205ZM207 12H209V11H207ZM217 12V11H216ZM215 12V13H216ZM17 13H20V12H17ZM22 13V12H21ZM21 13H20V15H21ZM40 13H42V11H40ZM52 13V12H51ZM50 13V14H51ZM54 14V13H53ZM207 15H208V13H206ZM205 14V15H206ZM9 15V14H8ZM11 15V14H10ZM24 15V14H23ZM198 15V14H197ZM204 15V16H205ZM212 15V14H211ZM218 15V14H217ZM19 16V15H18ZM22 16V15H21ZM44 16V14L42 15V17ZM44 16V17H45ZM54 16V15H53ZM56 16V15H55ZM208 16H210V15H208ZM216 16V15H215ZM10 17V16H9ZM49 17L51 18V16L49 15ZM122 17V18H121ZM123 17L125 18V19H123ZM195 19H193V18ZM211 17V16H210ZM209 17V18H210ZM213 17V16H212ZM222 17V16H221ZM18 18V17H17ZM53 18V17H52ZM189 18H192V20H190ZM205 18V17H204ZM215 18H217V16L216 17H214V19ZM223 18V17H222ZM229 18H231V16H229ZM228 18V19H229ZM4 19V18H3ZM6 19H7V17H6ZM45 19H46V17H45ZM49 19V18H48ZM54 19H56V18H54ZM207 19V18H206ZM205 19V20H206ZM219 20H220V18H218ZM217 19V20H218ZM57 20V21H58ZM190 20V21H189ZM200 20V19H199ZM212 20V19H211ZM222 20V19H221ZM68 21V22H67ZM192 21V22H191ZM194 22V23H200V22H202V18H201V20L200 21H198V22ZM210 20H208V22H209ZM215 21H216V19H215ZM228 21H230V20H228ZM233 21V20H232ZM1 22H3V21H1ZM6 22V21H5ZM9 22V21H8ZM42 22H44V20L42 21ZM56 22V21H55ZM54 22V24L56 25V23ZM103 22V23H102ZM106 22V23H105ZM189 22H191V24L189 23ZM58 23H60V22H58ZM64 22H62V24H63ZM69 23H68V25H69ZM188 23H189V26H187L188 25ZM203 23V22H202ZM220 23V22H219ZM233 23V22H232ZM52 24V23H51ZM61 24V23H60ZM65 24V23H64ZM73 24V25H74ZM207 24H209V23H207ZM206 24V25H207ZM215 24V23H214ZM72 25V26H73ZM78 25V26H79ZM203 25H204V23H203ZM211 25V24H210ZM213 25V24H212ZM54 26V25H53ZM52 26V27H53ZM183 26H187V28H181V27H183ZM209 26V25H208ZM214 27H215V25H213ZM58 27V26H57ZM59 27H61V25L59 26ZM70 27H71V25H70ZM75 27V26H74ZM77 27V26H76ZM216 27H217V25H216ZM215 27V28H216ZM51 28V27H50ZM79 28V27H78ZM85 28H83V30H85ZM180 28L184 31V33H182V35H185L184 37L186 38L185 39V41H184V39H183V41L182 40H180V38L182 39L183 37L181 36L180 37V33H181V31L182 30H180ZM200 28V29H199ZM207 28V27H206ZM218 28V27H217ZM52 29V28H51ZM50 29V30H51ZM57 29V28H56ZM81 29V28H80ZM49 30V31H50ZM58 30V29H57ZM82 30V31H83ZM218 30V29H217ZM48 31V30H47ZM56 31V30H55ZM79 31V30H78ZM81 31V32H82ZM182 31V32H183ZM207 31H209V30H206V32ZM52 32H53V30H52ZM56 32H58L57 34H59V31H56ZM56 32H55V34H56ZM80 32V31H79ZM180 32V33H179ZM212 32H214V31H212ZM76 33V32H75ZM78 33V32H77ZM85 33V32H84ZM50 34H51V32H50ZM56 34V35H57ZM213 34H215V33H213ZM55 35V36H56ZM79 36H82V35H80V34H78ZM78 35H76V36H78ZM84 35V34H83ZM210 35V34H209ZM216 36H218V34H215ZM214 35V36H215ZM60 36H61V34H60ZM85 36V35H84ZM84 36H83V38H84ZM86 36H88V35H86ZM203 36V37H202ZM57 37H58V35H57ZM62 37H63V35H62ZM211 37H212V35H211ZM210 37V38H211ZM59 38H61V37H59ZM78 38V37H77ZM76 38V39H77ZM192 38V39H191ZM202 38H204V39H202ZM82 39V38H81ZM86 39V38H85ZM202 39V41H201V43H199L200 42V40ZM80 40V39H79ZM89 40V39H88ZM95 40V41H94ZM138 40H140V42H141V44L142 43H144V45H142V47L144 48H142V47H139L138 46ZM213 40V39H212ZM214 40H216V38L214 39ZM223 40V39H222ZM81 41V40H80ZM135 41H136V44H137V48L139 49V48H141V50L143 49V51L140 53V52H138L137 51V48H136V45H135ZM169 41H174L173 42V44H170L171 46H168V47H163L164 46V44H165V42H167V43H169ZM217 41H219V40H217ZM221 41V40H220ZM91 42H89L90 43V45H91ZM138 42V43H137ZM189 42V43H188ZM191 42V44H193L192 46H193V48H194V45H195V47H198V46H196V44H194V43H192ZM208 42V41H207ZM223 42H224V40H223ZM67 43V42H66ZM81 43V42H80ZM170 43H172V42H170ZM214 43V42H213ZM69 44V43H68ZM88 44V43H87ZM197 44V45H198ZM216 44H217V42H216ZM46 45V44H45ZM60 45H62V43L60 44ZM65 45V44H64ZM76 45V44H75ZM78 45V44H77ZM76 45V46H77ZM168 44H166L165 46H167ZM205 44H203V46H204ZM210 45H212V42H211V44ZM215 45V44H214ZM219 45V44H218ZM222 45V44H221ZM220 45V46H221ZM47 46V45H46ZM75 46V47H76ZM141 46V45H140ZM201 46H199L200 47V49L202 48ZM208 46H209V44H208ZM56 47H58V46H56ZM64 47V46H63ZM63 47H61V48H63ZM78 47V46H77ZM77 47H76V49H77ZM86 47H84L83 48V46L81 45L80 46V44H79V47H78V49H77V51H78V53H77V51L75 52L76 53V55H78L79 53H82L81 55L84 57V58H86L84 55L85 54H83L84 52H85V50H86V52L85 53H88L87 52V49H86ZM205 47H207V45H205L201 50L203 51L204 49H205ZM212 47H213V45H212ZM218 47V46H217ZM224 47V46H223ZM234 47V46H233ZM233 47H231V48H233ZM60 48V49H61ZM65 48H67L66 46H65ZM192 48V47H191ZM192 48V49H193ZM209 48H210V46H209ZM214 48V47H213ZM187 50L188 49H190V44L188 45V47L186 48ZM185 49V50H186ZM191 49V50H192ZM198 49V48H197ZM196 48H195V50H197ZM199 49V50H200ZM211 49V48H210ZM216 49V48H215ZM222 49V48H221ZM195 50H193L194 52H198V51H195ZM201 50L199 51V52H201ZM206 50V49H205ZM204 50V51H205ZM220 50V49H219ZM223 50V49H222ZM84 51V52H83ZM182 51V52H183ZM210 50H208V52H209ZM217 51H218V49H217ZM230 51V50H229ZM138 52V53H137ZM175 52H177V54L175 53ZM181 52V53H182ZM189 52H191V51H189ZM189 52H187L186 54L188 55V56H190V54H194L195 55V53L194 52H192V53H189ZM206 52V51H205ZM214 52V51H213ZM232 52V51H231ZM64 53H65V51H64ZM140 53V54H139ZM164 53V55H162ZM173 53H175V54H173ZM184 53H185V51H184ZM184 53L182 54V55H184ZM203 53V52H202ZM218 53V52H217ZM216 53V54H217ZM229 53V52H228ZM233 53V52H232ZM136 54H138V56L136 55ZM168 54V55H167ZM192 54V55H193ZM201 54V53H200ZM199 54V55H200ZM204 54V53H203ZM213 54V53H212ZM80 55V54H79ZM153 55H161L162 57H160V58H163L162 60H161V62H159L157 65H159V66H154L155 64V62L153 63L152 62V60L150 59V58H154L153 57ZM180 55V56H179ZM197 55H198V53H197ZM196 55V56H197ZM220 55V54H219ZM229 55V54H228ZM70 56V55H69ZM81 56V57H82ZM111 56V57H110ZM138 57V61L137 60H135V57ZM188 56H186V58L188 57ZM201 56V55H200ZM221 56H222V53H221ZM231 56V55H230ZM229 56V57H230ZM71 57V56H70ZM74 57V56H73ZM73 57H71V58H73ZM79 58H80V56H78ZM114 57V58H113ZM179 57H181V59L179 58ZM208 57V56H207ZM215 57H217L216 55H215ZM68 58V57H67ZM75 58L77 59V57L75 56ZM78 58V59H79ZM109 59V61L108 60H106V59ZM112 58V59H111ZM131 58L133 59L132 61H131ZM157 58H159V57H157ZM156 58V59H157ZM159 58V59H160ZM167 57H165V60H167L166 59ZM171 58H173V61H174V58L175 57H173V56H171ZM202 58H203V55H202ZM202 58H201V60H202ZM214 58V57H213ZM222 58V57H221ZM111 59V60H110ZM155 59V60H156ZM176 59V58H175ZM195 60L197 59L198 60V58L196 57V58H194ZM204 59V58H203ZM206 59V58H205ZM65 60H66V58H65ZM81 60V59H80ZM105 60H106V62H105ZM151 61V64L153 63L154 65H153V67H155V68H152V66L150 67V68H147L146 66H150V64L149 65H147L150 61ZM169 60V59H168ZM172 60V59H171ZM194 60V61H195ZM196 60V61H197ZM215 60V59H214ZM225 60V59H224ZM223 60V61H224ZM108 61V62H107ZM157 61H160V60H158L157 59ZM176 61V62H177ZM182 61H185V59L184 60H182ZM193 61V60H192ZM195 61V62H196ZM218 61V60H217ZM219 61H220V59H219ZM223 61H222V65H223ZM171 61H169V63H170ZM176 62H171V63H173V64H176ZM198 62V61H197ZM204 62V61H203ZM216 62V61H215ZM167 63H168V61H167ZM168 63V64H169ZM178 63H177V65H176V67H179V65H178ZM188 63V62H187ZM191 63V62H190ZM221 63V62H220ZM74 64V63H73ZM78 64V63H77ZM103 64V63H102ZM172 64V65H173ZM192 64H194V63H192ZM197 64H199V62L197 63ZM202 64V63H201ZM205 64V63H204ZM207 64V63H206ZM76 65V64H75ZM139 65V67H138V69H137V66ZM218 65V64H217ZM221 65V64H220ZM74 66V65H73ZM171 66V65H170ZM182 66H181V68H182ZM200 66H202V65H200ZM200 66H198V67H200ZM205 67H206V65H204ZM156 67H157V69H156ZM174 67H175V65H174ZM173 66H171V68H173L172 70H175V68H174ZM186 67V66H185ZM189 67V66H188ZM208 67V66H207ZM206 67V68H207ZM221 67H223V66H221ZM164 68V67H163ZM167 68H169V65L167 66ZM212 68V67H211ZM216 68V67H215ZM45 69V68H44ZM48 69V68H47ZM58 69H59V67H58ZM67 69V68H66ZM153 69H155L154 71H153ZM165 69H166V65H165ZM165 69H164V71H165ZM170 69V68H169ZM185 69V68H184ZM183 69V70H184ZM186 69H190V68H186ZM201 69V68H200ZM217 69H219V68H217ZM46 70V69H45ZM60 70H62V69H60ZM70 70V69H69ZM167 70V69H166ZM179 70V69H178ZM182 70V71H183ZM191 70V69H190ZM189 70V71H190ZM207 70V69H206ZM210 70V69H209ZM48 71V70H47ZM168 71V70H167ZM167 71H165L164 73V76L166 75L167 76ZM177 71V70H176ZM175 71V72H176ZM180 71V70H179ZM195 70H193V72H194ZM211 71V70H210ZM220 71V70H219ZM62 72H63V70H62ZM69 72H72V70L71 71H69ZM73 72H74V70H73ZM168 72H171V70H169ZM184 72H186V71H183L182 73H184ZM187 72H188V70H187ZM191 72V71H190ZM216 72H218V71H216ZM221 72V71H220ZM34 74L35 73H37V72H33ZM151 73H153V74H151ZM178 73V72H177ZM181 73V74H182ZM198 73V72H197ZM203 73H205V71L203 72ZM208 73V72H207ZM213 73H215V71H214V69H213ZM69 74V73H68ZM73 74V73H72ZM87 74L85 75V76H87ZM173 74V76H175L174 75V73H172ZM186 74V73H185ZM188 74V73H187ZM192 74V73H191ZM216 74V73H215ZM58 75V74H57ZM56 75V76H57ZM69 75H71V74H69ZM75 75V74H74ZM81 75H79V76H81ZM149 75V76H148ZM178 75H180V74H178ZM184 75V74H183ZM198 75V74H197ZM202 75H204V74H202ZM202 75H200V76H202ZM208 75V74H207ZM60 76V75H59ZM62 76H63V74H62ZM65 76V75H64ZM79 76L77 77L78 79H79ZM186 77H187V75H185ZM190 76V75H189ZM193 76V74L191 75V77ZM199 76V77H200ZM206 76V75H205ZM217 76H219V75H217ZM83 77V76H82ZM148 78L147 80L148 81H146V80H143L142 81V79H144V78ZM178 77V76H177ZM175 78L176 80L178 79H180L179 77L178 78ZM194 77H196V74H195V76ZM49 78V77H48ZM59 78V77H58ZM62 78V77H61ZM65 78V77H64ZM70 78V77H69ZM81 78V77H80ZM85 78V77H84ZM181 78L182 79H184L185 81H182V82H186V79L187 78H184L182 75H181ZM201 78V77H200ZM202 78L204 79V77L202 76ZM201 78V79H202ZM208 78V77H207ZM63 79V78H62ZM100 81H99V80ZM136 79H139L138 81H140V82H138ZM141 79V80H140ZM189 79V78H188ZM196 79V78H195ZM198 79V78H197ZM196 79V80H197ZM202 79V80H203ZM206 79V78H205ZM50 80V79H49ZM55 80V79H54ZM58 80V79H57ZM57 80H56V82H57ZM82 80V79H81ZM171 80H172V78H171ZM170 80V81H171ZM176 80H175V82H176ZM190 80V79H189ZM209 80V79H208ZM61 81V82H62ZM83 81V80H82ZM134 81H135V83H134ZM146 81V82H145ZM173 81H174V79H173ZM181 81V80H180ZM193 81V80H192ZM191 81V82H192ZM80 82V81H79ZM84 82H86L85 80H84ZM99 82V83H98ZM132 82V83H131ZM137 82V83H136ZM141 82H143L144 84H142V85H140V83ZM187 82H190V81H187ZM199 82V81H198ZM206 82V81H205ZM48 83H50V82H48ZM59 83H60V81H59ZM75 83H77V84H75ZM134 83V84H133ZM193 83V82H192ZM203 83V82H202ZM53 84H54V82H53ZM170 84H172V83H170ZM173 84H174V82H173ZM182 84V83H181ZM184 85L186 84H188V83H183ZM182 84V86H183V88L185 87L184 85ZM195 84H196V82H195ZM194 84V85H195ZM198 84V83H197ZM206 84V83H205ZM209 84V83H208ZM207 84V85H208ZM48 85V84H47ZM97 85V87H95V86ZM162 85L164 86V87H162ZM175 85V84H174ZM177 85V84H176ZM192 85V84H191ZM190 85V86H191ZM204 85V84H203ZM56 86V85H55ZM173 86V85H172ZM177 86H181V85H179V82H178V85ZM193 86V85H192ZM191 86V87H192ZM201 86H202V84H201ZM43 87V86H42ZM94 87H95V90H93L94 89ZM166 87H168V84H167V86ZM171 87V86H170ZM176 87V86H175ZM187 87H188V85H187ZM190 87V88H191ZM196 87V86H195ZM194 87V88H195ZM197 87H200V86H197ZM208 87V86H207ZM210 87V86H209ZM47 88V87H46ZM136 88V89H135ZM163 88L165 89V91L163 90ZM186 88V87H185ZM43 89V88H42ZM42 89H41V91H42ZM120 89H121V87H120ZM174 89H176V90H178L177 88H174ZM173 89V90H174ZM192 89V88H191ZM190 89V90H191ZM195 89H197V88H195ZM206 89V88H205ZM44 90V89H43ZM131 90V89H130ZM166 90L167 91H169V93L167 94L166 93ZM175 90V91H176ZM182 90V89H181ZM198 90H199V88H198ZM92 91H94V92H92ZM127 91H129V90H127ZM142 91V92H141ZM175 91H174V93H175ZM180 91V90H179ZM202 91V90H201ZM201 91H199V92H201ZM118 92H121L120 93V95H119V93ZM177 92V91H176ZM195 92V91H194ZM41 93V92H40ZM107 93V94H106ZM173 93V94H174ZM178 93H180V92H178ZM190 93V92H189ZM44 94V93H43ZM102 94L104 95V96H102ZM183 94V90H182V93H181V95ZM188 94V93H187ZM200 94V93H199ZM68 95H69V97H68ZM110 95V94H109ZM112 95V94H111ZM134 95V96H133ZM171 95H172V93H171ZM177 96H179L178 94H176ZM180 95V96H181ZM190 95V94H189ZM198 95V94H197ZM132 96V97H131ZM176 96V97H177ZM191 96V95H190ZM189 96V97H190ZM200 96V95H199ZM41 97V96H40ZM73 98V99H71V98ZM112 97V96H111ZM115 97H114V99H115ZM183 97H185V95H183ZM181 98L180 100H182V99H185V98ZM187 97H188V95H187ZM188 97V98H189ZM66 98H67V100H66ZM68 98H70V99H68ZM106 98H109L108 97V95H107V97ZM126 98V97H125ZM129 98V99H128ZM146 98V99H145ZM180 98V97H179ZM192 98H193V95H192ZM197 98V97H196ZM196 98H195V100H196ZM63 99V100H62ZM65 99V100H64ZM117 99H119V97L117 98L116 97V100ZM178 99V98H177ZM199 99H200V97H199ZM71 100V101H70ZM73 100V101H72ZM95 100H98V101H95ZM108 100H112V99H107V101ZM121 101L123 100V99H120ZM47 101V102H46ZM93 101H95L96 103H98V104H96L95 106L93 105L94 103H93ZM114 101V100H113ZM112 101V102H113ZM121 101H119V103L121 102ZM125 101H122V102H125ZM131 101V100H130ZM137 101V102H136ZM184 101V100H183ZM194 101V100H193ZM193 101H192V103H193ZM196 101H198V100H196ZM244 101V100H243ZM252 101V100H251ZM257 101V100H256ZM259 101V100H258ZM112 102H106L105 103V105L106 106H108V103H109V105H110V103H112ZM117 102V101H116ZM121 102V103H122ZM181 102H182V104H181ZM239 102V101H238ZM253 102V101H252ZM260 102L261 101H259V104H260ZM57 103V104H56ZM89 103V104H88ZM101 103V102H100ZM113 103H115V101L113 102ZM126 103V102H125ZM132 103V102H131ZM171 103V104H170ZM175 104V105H173V104ZM235 103V102H234ZM242 103V102H241ZM248 103V102H247ZM256 103V102H255ZM258 103V102H257ZM133 104V103H132ZM186 104H190V103H186ZM195 104V103H194ZM233 103H231V105H232ZM238 104V103H237ZM245 104V103H244ZM243 104V105H244ZM43 105H44V103H43ZM42 105V106H43ZM103 105H104V103H103ZM102 104H100V110L101 109H103V111H107V110H109V107H107L108 109L107 110H105V105L103 106ZM115 105V104H114ZM120 105V104H119ZM168 105L166 106V107H168ZM178 105V107H181V106H179ZM184 105H185V103H184ZM182 106L181 107V110L180 109H178V107H177V109L176 108H174V109H176L178 112H180L179 113V115H178V117H180V119L177 117L176 118V121H177V119L178 120H180L181 121V119H182V116H183V112L186 110V108H188L187 107V105L186 106ZM193 105V104H192ZM239 105V104H238ZM242 105V104H241ZM247 104H245V106H246ZM251 105V104H250ZM258 105V104H257ZM264 105V104H263ZM262 105V106H263ZM40 106V105H39ZM47 106H49L50 107V105L48 104ZM94 106V107H93ZM103 106V107H102ZM116 106V105H115ZM123 106V107H124ZM174 106V107H173ZM236 106V105H235ZM254 106V105H253ZM256 106V105H255ZM258 106H260V105H258ZM261 106V107H262ZM48 107V109H51V107H53V105L49 108ZM53 107V108H54ZM55 107V108H56ZM74 107V106H73ZM88 107V106H87ZM86 107V108H87ZM102 107V108H101ZM111 107V106H110ZM129 107H131V108H129ZM134 109H133V108ZM165 107V108H166ZM183 107H185V110L183 111ZM190 107H191V105H190ZM250 107V106H249ZM38 108V107H37ZM40 108H42V107H40ZM46 108V107H45ZM55 108L53 109V111L55 110ZM65 108V109H64ZM71 108V107H70ZM75 108V107H74ZM86 108L84 109V111L85 112H87L86 111ZM94 108V109H95ZM112 108V107H111ZM115 108V107H114ZM113 108V111H115L116 109H114ZM117 108H120V106H118ZM157 108H159V109H157ZM237 108V107H236ZM243 108L244 107H242V110H243ZM247 108V107H246ZM256 108V107H255ZM42 109H44V108H42ZM41 109V110H42ZM47 109V110H48ZM56 109H58V107L56 108ZM61 109V110H62ZM68 109H69V107H68ZM77 109H79L78 107L76 108V110ZM81 108H80V110H82ZM90 110V108L88 107L87 108V110ZM96 109H98V108H96ZM122 109L120 110L122 113H123V111H122ZM134 111H133V110ZM156 109H157V111H156ZM162 109H164V107L162 108ZM168 109L169 108H167V111H168ZM174 109H173V111H174ZM239 109H240V107H239ZM248 109V108H247ZM246 109V110H247ZM251 108H249V110H250ZM253 109V108H252ZM252 109H251V111H252ZM47 110H45L46 112H47ZM52 110V109H51ZM59 110V109H58ZM58 110H57V112H58ZM60 110V112H62ZM72 110H73V108H72ZM72 110L70 111L71 113H73L72 112ZM88 110V111H89ZM91 110H93V109H91ZM90 110V111H91ZM99 110V109H98ZM97 110V111H98ZM118 110V109H117ZM118 110V112H120ZM154 110H155V112H154ZM172 110V109H171ZM188 110V109H187ZM242 110H239V111H242ZM246 110H245V112H243V113H245L246 114ZM260 109H259V107H258V111H259ZM262 110H263V108H261V111H259V112H261L260 114H262ZM52 111V113L51 114H53L54 112ZM56 111V110H55ZM66 111V110H65ZM83 111V113H84V115H85V112ZM170 111V110H169ZM181 111H182V114H181ZM189 111V110H188ZM254 111V110H253ZM38 112V111H37ZM43 112V111H42ZM57 112H55L54 114H55V116H56V113ZM59 112V113H60ZM82 112V111H81ZM80 112V113H81ZM92 112V111H91ZM90 112V113H91ZM96 112V111H95ZM108 112V111H107ZM107 112H104V114L103 115H106L107 114ZM144 112V111H143ZM161 112H163V110L161 111ZM248 112V111H247ZM259 112H258V114H259ZM264 112V111H263ZM68 113V112H67ZM77 113H79V112H77ZM90 113H87V115H89ZM109 113V112H108ZM110 113H113L112 111L110 112ZM116 113V112H115ZM114 113V114H115ZM122 113H121V118H126V116H124V115H122ZM164 113H166V112H163V113H160L159 114V112H158V114L160 115V116H162ZM168 113V112H167ZM170 113L171 112H169V116H171L170 115ZM173 113V112H172ZM171 113V114H172ZM176 113V112H175ZM187 113V112H186ZM186 113H184L185 114V116H183V117H185L186 119H187V114ZM188 113H190V112H188ZM253 113V112H252ZM35 114V113H34ZM47 114V113H46ZM51 114H49L50 115V117L51 116H53V115H51ZM63 114V113H62ZM65 114V113H64ZM63 114V115H64ZM92 114V113H91ZM93 114H94V112H93ZM98 114V113H97ZM99 114H100V111H99ZM98 114V115H99ZM114 114H113V116H114ZM119 114V113H118ZM117 114V115H118ZM123 114H125V113H123ZM154 114H152L153 116H154ZM174 114V113H173ZM172 114V116L174 117V115ZM182 116H181V115ZM249 114V113H248ZM247 114V115H248ZM41 115H42V113H41ZM49 115H48V117H49ZM73 115V114H72ZM75 115V114H74ZM101 115V114H100ZM99 115V116H100ZM143 115H144V113H143ZM142 115V116H143ZM167 114H164V116L165 117H167L166 116ZM190 115V114H189ZM247 115L245 116V118L247 117ZM252 115V114H251ZM250 115V116H251ZM27 116V115H26ZM68 116V115H67ZM77 116V115H76ZM75 116V117H76ZM97 116V115H96ZM99 116H97V117H99ZM110 116V115H109ZM112 116V115H111ZM116 116V115H115ZM124 116V117H123ZM150 116H151V114H150ZM149 116V117H150ZM158 116V115H157ZM164 116H162L163 118H165ZM169 116H168V119L170 120V118H169ZM171 116V117H172ZM175 116H177V114H175ZM249 116V115H248ZM257 116V115H256ZM44 117V116H43ZM47 117V116H46ZM47 117V118H48ZM49 117V118H50ZM60 117V116H59ZM73 117V116H72ZM108 117V116H107ZM117 117V116H116ZM147 117V116H146ZM152 117V116H151ZM159 117V116H158ZM259 118H262V117H260V116H258ZM27 118H29V117H27ZM34 118V117H33ZM48 118V119H49ZM52 118V117H51ZM68 118V117H67ZM74 118V117H73ZM83 118H85V117H83ZM101 118H102V116H101ZM105 118V117H104ZM111 118V120H112V117H110ZM124 118V119H125ZM136 118V119H137ZM163 118H161V120H164ZM242 118V117H241ZM249 117H247L246 119H248ZM257 118V117H256ZM31 119V118H30ZM37 119V118H36ZM38 119H39V117H38ZM45 119V118H44ZM65 119V118H64ZM63 119V120H64ZM69 119H71V115H70V118ZM68 119V120H69ZM93 119V118H92ZM115 119V118H114ZM118 119V118H117ZM127 119H129V117L127 118ZM143 119V121H145V119L146 118H142ZM142 119H140L139 118V120L141 121ZM173 119V118H172ZM244 118H242V120H243ZM252 119V118H251ZM258 119V118H257ZM29 120V119H28ZM31 120H33V119H31ZM67 120V119H66ZM67 120V121H68ZM86 120V119H85ZM88 120V119H87ZM97 120V119H96ZM103 120H107V119H103ZM120 120V119H119ZM151 119H149V121H150ZM154 120V119H153ZM158 120V119H157ZM160 120V119H159ZM173 120H175V118L173 119ZM171 121L170 120V122H174V121ZM188 120V119H187ZM245 120V119H244ZM57 121V120H56ZM61 121H62V119H61ZM60 121V122H61ZM67 121H66V123H67ZM74 121V120H73ZM95 121V120H94ZM98 121V120H97ZM118 121V120H117ZM129 121V120H128ZM127 121V122H128ZM132 121V120H131ZM138 121V120H137ZM147 121V120H146ZM156 121V120H155ZM164 121H166V120H164ZM164 121H162V125H164ZM228 121V120H227ZM248 121V120H247ZM25 122V121H24ZM40 123L42 122V120H40L39 121ZM57 122H59V121H57ZM64 122H65V120H64ZM78 122V121H77ZM93 122V121H92ZM115 122H116V119H115ZM126 122V121H125ZM136 122V121H135ZM164 122V123H163ZM168 122L169 121H167V124H168ZM178 122V121H177ZM181 122H184V121H181ZM186 122V121H185ZM239 123L240 122H243V121H238ZM258 122H259V120H258ZM26 123H28V122H26ZM26 123H24V124H26ZM39 123V124H40ZM45 123H46V120H45ZM44 122H43V124H45ZM53 123V122H52ZM71 123H72V121H71ZM82 123V122H81ZM89 123V122H88ZM131 123H133V122H131ZM137 123V122H136ZM180 123V122H179ZM213 123H215V121L213 122ZM218 123V122H217ZM246 123V122H245ZM244 123V124H245ZM255 123H256V121H255ZM254 123V124H255ZM263 123V122H262ZM38 124V125H39ZM42 124V123H41ZM49 124V123H48ZM51 124V123H50ZM58 124H60V123H58ZM73 124H74V122H73ZM77 124V123H76ZM80 124V123H79ZM83 124V123H82ZM86 124V123H85ZM92 124V126H93V124L94 123H91ZM90 124V125H91ZM96 124V123H95ZM120 124V123H119ZM123 124H125V123H123ZM129 124V123H128ZM172 124H174V123H172ZM182 124V123H181ZM249 124H251V123H249ZM254 124L252 123L250 126H252V127H250L249 125H247V126H249L250 128H251V131H254V134H255V132H257V128H259V127H257V128H255V130L253 129L254 127H256V126H254ZM259 124V123H258ZM28 125H30L29 123H28ZM38 125H37V127H38ZM61 125H63L62 123H61ZM68 125V124H67ZM100 125V124H99ZM99 125H97V126H99ZM122 125V124H121ZM130 125V124H129ZM128 125V126H129ZM134 125V124H133ZM180 125V124H179ZM215 125H216V123H215ZM238 125V124H237ZM236 125V126H237ZM242 125V124H241ZM256 125H257V123H256ZM259 125H262V124H259ZM27 126V125H26ZM30 126H32V125H30ZM34 126V125H33ZM40 126H42V125H40ZM39 126V127H40ZM43 126H45V125H43ZM76 126V125H75ZM87 126H88V124H87ZM114 126H116L115 124H114ZM125 126V125H124ZM127 126V125H126ZM125 126V127H126ZM127 126V127H128ZM164 126H166V124L164 125ZM164 126H162V128L164 127ZM185 126H187L188 127V125H185ZM195 126V125H194ZM245 127V128H249V127ZM254 126V127H253ZM262 126H264V124L262 125ZM37 127H36V131H37ZM56 127H58V126H56ZM65 127H66V124H65ZM107 127V126H106ZM109 127V126H108ZM111 127V126H110ZM169 127V126H168ZM173 127V126H172ZM176 127V126H175ZM190 127H192L191 125H190ZM196 127V126H195ZM202 127V126H201ZM200 127V125H199V127L198 128H201ZM239 127H240V125H239ZM239 127H238V129H239ZM19 128H22V127H20L19 126ZM32 127H30V129H31ZM44 128H46V127H43V129ZM47 128H48V126H47ZM59 128V127H58ZM70 128V127H69ZM72 128V127H71ZM84 128V127H83ZM94 128H96V127H94ZM103 128V127H102ZM102 128H100V129H102ZM114 128V127H113ZM122 128V127H121ZM131 128V127H130ZM132 128H134V127H132ZM155 128V127H154ZM154 128L151 130V125H150V130L151 131H153L154 130ZM156 128H158L159 129V127H156ZM155 128V129H156ZM178 128V127H177ZM212 128V127H211ZM210 128V129H211ZM245 128H242V126H241V129H243V131L241 132L240 131V133H241V135L242 136H244L245 138H244V140H248L249 138L251 139H249L248 141H250L249 142V144H248V141H246L245 143H247V144H243L244 142V140L243 141H241V144H243L244 146H246L245 148H242V147H244V146H242V145H240L239 146V148H242V149H244L243 151L244 152H248L249 150H250V152L252 151L253 152V149H258L259 147L260 148H262L261 146L262 145H264V144H261V146H260V143H264V136H262V134H264V130L263 131H261L260 133H259V130H261L262 128H259L258 129V132L256 133V135H254L252 132L248 135V139L246 138L247 137V130H245ZM249 128V129H250ZM23 129H24V125H23ZM49 129V128H48ZM47 129V130H48ZM57 129V128H56ZM64 129H66V128H64ZM74 129V128H73ZM89 129H90V127H89ZM104 129V128H103ZM119 129H120V127H119ZM118 129V130H119ZM169 129L170 130H172V128H170L169 127ZM175 128H173V130H174ZM180 128H178V130H179ZM187 129V128H186ZM190 129V131H191V128H189ZM192 129H194V127L192 128ZM236 129V128H235ZM248 129V132L250 131ZM253 129V130H252ZM21 130V129H20ZM25 130H27V128L25 129ZM32 130H34V129H32ZM67 130V129H66ZM77 130V129H76ZM81 130H83V129H81ZM81 130H80V132H81ZM91 130H93V129H91ZM90 130V131H91ZM116 130V129H115ZM117 130V131H118ZM122 129H120V131H121ZM129 130H131V129H129ZM128 130V131H129ZM134 130V129H133ZM141 130H143V129H140V131ZM145 130H146V128H145ZM166 130V129H165ZM164 130V131H165ZM167 130H168V128H167ZM167 130H166V132H167ZM177 130V131H178ZM213 130V129H212ZM232 130V129H231ZM244 130H245V132L247 133H243L244 132ZM41 131H42V129H41ZM40 131V132H41ZM52 130H50V132H51ZM58 131V130H57ZM60 131H62V130H60ZM64 131V130H63ZM69 131V130H68ZM68 131H66V132H68ZM74 131V130H73ZM97 131H98V129H97ZM96 131V132H97ZM102 131V130H101ZM100 131V132H101ZM107 131V130H106ZM105 131V132H106ZM108 131H109V129H108ZM148 131V130H147ZM147 131H145V133L147 132ZM155 131H157V130H155ZM155 131H154V133L152 132V134H156L155 133ZM159 131V130H158ZM176 131V130H175ZM180 131V130H179ZM187 131H189V130H187ZM202 131V130H201ZM230 131V130H229ZM228 131V132H229ZM233 131H235L234 129H233ZM237 131V130H236ZM30 132V131H29ZM49 132V131H48ZM55 132V131H54ZM59 132V131H58ZM70 133H71V131H69ZM75 132H77V131H75ZM83 132V131H82ZM84 132H85V130H84ZM89 132V131H88ZM87 131H86V133H88ZM104 132V131H103ZM110 132V131H109ZM123 132V131H122ZM125 132V131H124ZM123 132V133H124ZM161 132V131H160ZM159 132V133H160ZM219 132V131H218ZM263 132V133H262ZM23 133V132H22ZM31 133H32V131H31ZM31 133L29 134L30 136H31ZM34 133H35V131H34ZM34 133H32L33 134V136L35 135ZM37 133V132H36ZM44 133V132H43ZM61 133V132H60ZM59 133V134H60ZM86 133H84V134H86ZM95 133V132H94ZM93 133V134H94ZM98 133V132H97ZM116 133V132H115ZM119 133V132H118ZM127 133H132V132H127ZM142 133V132H141ZM149 133V132H148ZM148 133H146V134H148ZM163 133V132H162ZM171 133V132H170ZM172 133H174V132H172ZM172 133L170 134V135H172ZM190 133V132H189ZM188 133V134H189ZM192 133V132H191ZM190 133V134H191ZM194 133V132H193ZM220 133V132H219ZM223 133V132H222ZM230 133H231V131H230ZM236 133H238V132H236ZM240 133H238V134H240ZM243 133V134H242ZM260 135H259V134ZM19 134H20V132H19ZM24 134H25V132H24ZM23 134V135H24ZM38 134H39V132H38ZM44 134H46V133H44ZM49 134V133H48ZM55 134V133H54ZM63 134V133H62ZM75 134V133H74ZM77 134V133H76ZM75 134V135H76ZM81 134V133H80ZM89 134H91V133H89ZM101 133H99V135H100ZM103 134V133H102ZM125 134V133H124ZM139 134H140V132H139ZM176 134V133H175ZM189 134V135H190ZM195 134H196V132H195ZM195 134H194V136H195ZM200 133H198V135H199ZM234 134H235V132H234ZM238 134H237V136H238ZM246 134V135H245ZM254 135L252 138L250 137V135ZM20 135H22V134H20ZM26 135H27V133H26ZM79 135V134H78ZM96 135V134H95ZM188 135V136H189ZM193 135V134H192ZM192 135H191V137H192ZM204 135V134H203ZM206 135V134H205ZM241 135H239V137H241ZM29 136V137H30ZM32 136V137H33ZM59 136H61V134L59 135ZM65 136V135H64ZM68 136V135H67ZM66 136V137H67ZM73 136V135H72ZM88 136V135H87ZM87 136H86V138H87ZM174 136V135H173ZM173 136H171V138L173 137ZM199 136H201V135H199ZM216 136V135H215ZM219 136V135H218ZM234 136V135H233ZM27 137V136H26ZM29 137H28V141H29ZM49 137H50V135H49ZM69 137V136H68ZM80 138H81V136H79ZM163 137V136H162ZM164 137L166 138V137H169L168 135L167 136H165V134H164ZM196 138L198 137L197 135L195 136ZM203 137V136H202ZM201 137V138H202ZM220 137V136H219ZM227 137V135L224 137V138H226ZM234 137H236V136H234ZM23 138V137H22ZM25 138V137H24ZM31 138V137H30ZM53 138V137H52ZM57 138H59V137H57ZM70 138V137H69ZM84 138V137H83ZM164 138V139H165ZM194 138V137H193ZM196 138H194V139H196ZM199 138V137H198ZM198 138H197V140H198ZM218 138V137H217ZM238 138V137H237ZM243 138V137H242ZM60 139H61V137H60ZM59 139V141L61 142V143H63L61 140ZM71 139H74V138H72L71 137ZM77 139V138H76ZM169 139H170V137H169ZM193 139V140H194ZM211 139V138H210ZM220 139V138H219ZM223 139V138H222ZM228 139L230 140L231 139V137L229 138L228 137ZM233 139V138H232ZM23 140V139H22ZM25 140H26V138H25ZM168 140V139H167ZM260 140H263V141H261L260 142ZM164 141H166V140H164ZM192 139L191 138H189V137H186V136H184V134H183V136H182V140H181V142H178V143H176L177 141H173L172 142V144H170L169 146L171 147V145H172V148H174V146L178 149V148H180V146H185L186 144V146H192L191 144H192ZM200 141V140H199ZM207 141V140H206ZM231 141V140H230ZM65 142V141H64ZM72 142H74V141H72ZM191 144H190V143ZM194 142H196V140H194ZM224 142V141H223ZM227 142V141H226ZM238 142V141H237ZM258 142V143H257ZM188 143H189V145H188ZM206 143V145L209 143H207V142H205ZM204 142H203V144H205ZM213 143V142H212ZM214 143H215V141H214ZM220 143V142H219ZM222 143V142H221ZM229 143H231V142H229ZM240 143V142H239ZM254 143L257 145L255 148H253V145H254ZM71 144V143H70ZM193 144H195V143H193ZM215 144H217V142L215 143ZM215 144H213V145H215ZM235 143L233 142V146L232 147H234V146H236L237 147V151L239 152V150H241V149H238V143H236V145H234ZM258 144H259V147H258ZM163 145V144H162ZM165 145V144H164ZM196 145H197V142H196ZM196 145H193L192 146V149L190 150L189 148H188V150H187V148H184V150H183V148H182V152H180L181 154L182 153H184V155H183V157H185V155H186V153H187V158H188V161H189V158H190V160H191V157H192V154L194 153V150L196 151V149L199 147V148H201V150H202V148H203V150H204V147H206V145H203V147L201 146L200 147V145H199V143H198V145L196 146ZM202 145V144H201ZM212 144L210 143V146H211ZM213 145H212V148H213ZM218 145V144H217ZM73 146V145H72ZM77 146V145H76ZM189 146V147H190ZM194 146H196V147H194ZM208 146V145H207ZM210 146H208L207 148H211ZM219 146V145H218ZM242 146V147H241ZM165 147V146H164ZM220 147V146H219ZM236 147H234L235 149H236ZM160 148V147H159ZM173 149V156H175L176 157V155H178L179 156V154L178 153H174V151L175 150H177V149ZM181 148H180V150H181ZM191 148V147H190ZM194 148H196V149H194ZM197 149V151L196 152H198V155L200 154V149ZM234 148L233 149H231V150H234ZM252 148V149H251ZM260 148H259V153H260ZM264 148V147H263ZM263 148H262V151H264L263 150ZM170 149V148H169ZM217 149V148H216ZM162 150V149H161ZM189 152V154L190 153H192L191 155H190V157H189V155H188V152ZM192 150H193V152H192ZM205 150H207L206 148H205ZM205 150H204V152H205ZM212 150V152H213V150L214 151H216L214 148L213 149H211ZM170 151V150H169ZM179 151V150H178ZM177 151V152H178ZM218 151V150H217ZM215 152V154L216 153H218V152ZM235 151V150H234ZM236 151V153H238ZM242 151V152H243ZM261 151V153H263ZM171 152V151H170ZM176 152V151H175ZM196 152H195V156L197 155L196 154ZM243 152V153H244ZM245 153L246 154V156H245V154H243L242 156H245L246 157V159L247 160H245V159H243L244 157H242V156H240V152L238 153L239 154V156L241 157V158H237V156H236V158H237V160H240L241 159V163H242V160L244 161L243 162V164L244 163H246V162H250V164H252L253 165V162H254V156H251L252 155V152L251 153H249V156L252 158H248V153ZM232 153H233V151H232ZM258 153V154H259ZM260 153V154H261ZM175 154V155H174ZM202 154V153H201ZM213 154V153H212ZM242 154V153H241ZM257 154V153H256ZM198 155L196 156V157H198ZM205 155V154H204ZM203 155V157L205 158L206 157V155L204 156ZM229 155V154H228ZM181 156V155H180ZM194 156V155H193ZM193 157V158H195L196 159V157ZM202 156V155H201ZM213 156V155H212ZM218 156V155H217ZM216 155H214L213 157L215 158V157H217ZM230 156V155H229ZM257 156H260V155H257ZM200 158V155H199V158L198 159H201V161H203V159L204 158ZM235 157L234 156V153H233V156L231 155V159H233V158ZM264 157V156H263ZM262 157V158H263ZM176 158H178V157H176ZM182 158V157H181ZM186 158V157H185ZM213 158V159H214ZM218 159H219V157H217ZM223 158V157H222ZM236 158H234V159H236ZM261 158V157H260ZM178 159H180V158H178ZM178 159H176V161L178 160ZM195 159H193V161H194V164H193V162L191 163L192 165H193V168L200 162V160H199V162H197V163H195ZM233 159V161L235 162V160ZM249 159H251V160H249ZM171 160V159H170ZM172 160H173V157H172ZM205 160V159H204ZM214 160H216V159H214ZM225 160H227V158H225ZM224 160V161H225ZM249 160V161H248ZM176 161H174V163L176 162ZM179 161V160H178ZM180 161H182V160H180ZM179 161V162H180ZM184 161V160H183ZM186 161V160H185ZM208 161V160H207ZM206 161V162H207ZM167 162H171V161H167ZM173 162V161H172ZM206 162H204V166L206 165ZM220 162V161H219ZM231 162V161H230ZM259 162V161H258ZM257 162V163H258ZM261 162V161H260ZM264 162V161H263ZM184 163V162H183ZM214 163H215V161H214ZM233 163V162H232ZM236 163V162H235ZM235 163L233 164V165H235ZM247 163V164H248ZM262 163V162H261ZM260 163V165H258V167H260L262 164ZM165 164V163H164ZM176 164V163H175ZM185 164V163H184ZM200 164V163H199ZM198 164V165H199ZM243 164L241 165L240 163H236V165L235 166H237V165H240V166H242V167H244L243 166ZM23 165V164H22ZM134 165H136V164H134ZM172 165V168H173V164H171ZM170 165V166H171ZM195 165V166H194ZM197 165V170H196V167H195V169H193L194 170V174H196V176H197V173H199V172H197V173H195L196 171H200V173H201V170H199V169H201V168H199V167H201L200 165L198 166ZM225 165H226V167L229 165V167H227L226 168V170L227 171H225ZM233 165H230V164H228V162L227 163H225V162H223L222 163V160H221V162L220 163H218L217 161H216V163L215 164H213V166H212V168H211V170L212 171H210V173L212 174V177H213V180L215 179H217V180H219V182L218 181H216L215 182V180H214V182L216 183V184H218L219 185V183H220V185H222L221 183H223V185L222 186H224V187H226L228 190H230V193H229V191H227L226 190V193L229 195V194H231L232 193V195L230 196H228L227 194V197H234L237 193H238V191L237 192H235L236 190V188L238 189V188H240V187H238L239 185H241V188L240 189H242L243 187H242V184H243V186H246V184L245 183H243V182H249L248 184H253L254 182V185L255 184H258L257 185V187L258 186H262L261 184L259 185V183H263L264 181V171H262L263 169L262 168H260V169H255L254 167V171H253V173L254 174H258L260 171V173H261V175L259 176V174L258 175H254L252 172H251V170L249 171V173L251 174H247V175H243L245 172H243V171H245L244 170V168H242L243 169V171H242V169H241V167H240V169H241V171L239 170V167H238V170L239 171H237L236 170V168L235 169H229L230 168V166L232 167V168H234L235 166H233ZM252 165H250V166H252ZM137 166V165H136ZM175 166V165H174ZM248 166H249V164H248ZM255 166V165H254ZM22 167V166H21ZM23 167H24V165H23ZM186 167V166H185ZM192 167V166H191ZM190 167V168H191ZM245 167H246V165H245ZM264 167V166H263ZM25 169V168H24ZM187 169H188V167H187ZM192 169V168H191ZM228 169L230 170L229 172H228ZM262 169V170H261ZM21 170H23L22 168H21ZM258 170H259V172H258ZM175 171V170H174ZM258 172V173H255V172ZM173 172V171H172ZM228 172V173H227ZM240 172V173H239ZM241 172L243 173V174H241ZM184 173V172H183ZM200 173L198 174L199 175V177H200V179L202 178V176H203V173L201 174V176H200ZM253 174V175H252ZM136 175V174H135ZM172 175V174H171ZM175 175V174H174ZM180 175H181V173H180ZM179 175V176H180ZM178 176V177H179ZM211 176V175H210ZM176 177V176H175ZM184 177V176H183ZM199 177H197V178H199ZM182 178V177H181ZM11 179V178H10ZM200 179H199V181H200ZM222 179V180H221ZM180 180V179H179ZM202 180V179H201ZM212 180V179H211ZM260 180H261V182H260ZM252 181H254V182H251ZM259 181V182H258ZM263 181V182H262ZM10 182L12 183V180H10ZM174 183H176L175 181H173ZM180 182H181V180H180ZM193 183H191L192 185L190 186L189 185V187H198L199 186V184H200V182H197L196 184H198L197 186L196 185H194L195 184V182L194 181H192ZM212 184H213V186L211 187V183L209 184L210 185V187L211 188H209V186H207L206 188H209V189H212L213 187H214V183L212 182V181H210ZM181 183H183L182 184V186L180 185ZM180 184L178 183V186L176 187L175 186V184H174V186L176 187V188H179L180 186L183 188V186L184 185H186V184H184V182H181ZM208 184V183H207ZM215 184V186H218V185H216ZM11 185V184H10ZM173 184H171L170 186H172ZM263 185H264V183H263ZM174 186H172L171 188L172 189H170V190H172V191H174L175 192V190H176V192H177V189H175V187ZM187 186H188V184H187ZM206 186V185H205ZM222 186H219L220 188L222 187ZM173 187H174V190H173ZM194 187V188H195ZM219 187H217V188H219ZM252 188H253V185L251 186ZM256 187V188H257ZM263 187V186H262ZM170 188V187H169ZM186 187L184 186V188H183V190H185L186 191V189L188 188H186ZM205 188V187H204ZM203 187H202V190L204 189ZM223 188V187H222ZM221 188V189H222ZM248 187H246V189H247ZM251 188V189H252ZM255 188V187H254ZM198 189V188H197ZM214 189H215V187H214ZM244 189H245V187H244ZM243 189V190H244ZM250 189V190H251ZM257 189H261L260 187L259 188H257ZM191 190V188L189 189V190H187V193L184 191V193H185V195H188V196H183L182 198H188L189 200L188 201H190V202H192V201H194L195 200V202L197 203H194V202H192V205H187V204H189L190 202H188L187 204L186 203H183L182 204V206L184 205V204H186L187 206H185V209L187 210V208H188V210L189 209H193V203L195 204V206H197V205H199V203H200V201L204 198V196H203V198H202V194H201V192H202V190H201V188L200 189H198L200 192H198V190H196V188L193 190V192L195 193V194H193L192 193V195H191V192H188V191H190ZM205 190V189H204ZM204 190H203V192H204ZM208 190V189H207ZM232 190H234V195H233V191ZM239 190V189H238ZM242 190V191H243ZM254 191L256 190V189H253ZM253 190L252 191H248L247 193L249 194V193H251V192H253ZM262 190V189H261ZM169 191V190H168ZM209 191V190H208ZM211 191V190H210ZM209 191V192H210ZM240 191V190H239ZM244 191H246V190H244ZM257 191V190H256ZM258 191H260V190H258ZM183 192V191H182ZM196 192L198 193V194H196ZM206 192V191H205ZM213 192V191H212ZM217 192V191H216ZM169 193H171V192H169ZM173 193V192H172ZM184 193H182V194H184ZM207 193V192H206ZM214 194H215V192H213ZM263 193V192H262ZM201 194V195H200ZM210 194V193H209ZM214 194H213V196H214ZM239 194V193H238ZM237 194V195H238ZM245 194H246V192H245ZM245 194H244V196H245ZM247 194V195H248ZM258 194H259V192H258ZM264 194V193H263ZM194 195V196H193ZM200 195V198H202V199H200L198 196ZM204 195H206V194H204ZM208 195V194H207ZM218 195H219V193H218ZM242 195H243V192H242ZM242 195H241V197H242ZM251 195V194H250ZM191 196H193V198L195 197L196 199H191L190 200V198L189 197H191ZM210 196L212 197V194H210ZM240 196V195H239ZM255 196V195H254ZM260 196H262V194L260 195ZM217 197V196H216ZM251 197V196H250ZM116 198V197H115ZM206 198V197H205ZM235 198V197H234ZM236 198H238L237 196H236ZM246 199H248L247 197H245ZM257 198V197H256ZM181 199V198H180ZM242 199H244L243 197H242ZM242 199H239L238 198V200H239V202H240V200H242ZM260 199H261V197H260ZM183 199H181V201H182ZM186 200V199H185ZM206 200V199H205ZM204 200V201H205ZM207 200H208V198H207ZM210 200H211V198H210ZM209 200V201H210ZM212 200L213 201H210L209 203H211L210 205H213L212 203L214 202V201H216L215 200V196L212 198ZM227 200V199H226ZM229 200L230 199H228V202H229ZM232 200V199H231ZM231 200H230V202H231ZM235 200V199H234ZM262 200L264 201V199H263V197H262ZM114 201H115V199H114ZM179 202L178 203V205L180 206L181 205V203L182 202ZM242 201H244V200H242ZM247 202H249V204H248V207H250V205H251V203L252 204H254L255 205V202L257 201V199H256V201L254 200L253 202H252V199H250V201H248V200H246ZM185 202V201H184ZM202 202V201H201ZM227 204H229L227 201H225ZM235 202H237V199H236V201ZM235 202H234V204H235ZM246 202V203H247ZM217 203V202H216ZM233 203V202H232ZM238 203V202H237ZM236 203V204H237ZM242 203H245V202H242ZM245 203V205L247 206V204ZM258 203V202H257ZM263 203V202H262ZM201 204V203H200ZM207 204V203H206ZM226 204V205H227ZM208 205V204H207ZM207 205H205L206 207H207ZM210 205H208V206H210ZM215 205V204H214ZM223 205H225V204H223ZM243 205V204H242ZM245 205H244V208H241L239 205H238V207H240L241 208V210L243 209H247L248 207H246L245 208ZM254 205H251V207L252 206H254ZM181 206V211H180V213L182 212V210H184L185 211V209H183L184 207H182ZM204 206V205H203ZM227 206H229V205H227ZM237 206V205H236ZM264 205H262V207H263ZM212 207V206H211ZM238 207H236V209L235 210H239L240 208H238ZM243 207V206H242ZM256 207V205L254 206V208ZM261 207V206H260ZM205 208V207H204ZM258 208V207H257ZM28 209V208H27ZM178 209H180V208H178ZM203 209V208H202ZM207 209V208H206ZM210 209V208H209ZM208 209V210H209ZM249 209V208H248ZM252 209V208H251ZM263 209V208H262ZM23 210H25V209H23ZM22 210V211H23ZM187 210V211H188ZM212 210V209H211ZM235 210H234V212H235ZM254 210V209H253ZM256 210V209H255ZM254 210V211H255ZM201 211V210H200ZM203 211H204V209H203ZM200 212V214L201 213H205V212H207V211H205V212ZM240 211V210H239ZM238 211V212H239ZM248 211V210H247ZM249 211H250V209H249ZM254 211H251V213H253ZM262 211V210H261ZM25 212V211H24ZM190 212H191V210H190ZM212 212V211H211ZM242 212H246L245 210L244 211H241V214H242ZM259 212V211H258ZM208 213H210V212H208ZM221 213V212H220ZM219 213V214H220ZM223 213V212H222ZM250 213V212H249ZM198 214V213H197ZM214 214V213H213ZM212 214V216H216V215H213ZM234 214V213H233ZM236 214V213H235ZM261 215H262V212L260 213ZM263 214H264V210H263ZM180 215H182V214H179L178 216H180ZM227 215H228V212H227ZM226 215V213H225V216H227ZM237 215V214H236ZM243 216V215H242ZM254 216V215H253ZM258 216H260V215H258ZM258 216H255L254 218H258ZM183 217V216H182ZM181 216H180V218L179 219H181V220H185V219H183ZM233 217V216H232ZM239 217V216H238ZM260 217H262V216H260ZM186 218H187V215H186ZM219 218V217H218ZM247 218V217H246ZM248 218H250V217H248ZM264 218V217H263ZM177 220V222L178 221H180V220ZM193 219V218H192ZM212 219V218H211ZM211 219H210V223L212 222L211 221ZM230 219H232V218H230ZM234 219V218H233ZM259 219V218H258ZM258 219H255V220H257L258 221ZM190 220V219H189ZM205 220V219H204ZM224 220H225V218H224ZM224 220H222V221H224ZM235 220H237V219H235ZM235 220H234V222H235ZM245 220V219H244ZM248 220V219H247ZM250 220V219H249ZM248 220V221H249ZM252 220V219H251ZM255 220H253V222H257V221H255ZM186 221V220H185ZM208 221V220H207ZM206 221V222H207ZM221 221V222H222ZM227 221V220H226ZM228 221H230V220H228ZM246 221V220H245ZM176 222V223H177ZM190 222H191V220H190ZM205 222V223H206ZM214 222H215V220H214ZM218 222V221H217ZM233 222V223H234ZM240 222H243V220L242 221H240ZM247 222V221H246ZM250 222V221H249ZM260 222V221H259ZM181 223V222H180ZM189 223V222H188ZM199 223V222H198ZM213 223V222H212ZM219 223V222H218ZM225 223V222H224ZM232 222L230 223V224H233ZM185 224H187V222L185 223ZM227 224H228V222H227ZM236 224H238V223H235V224H233V225H236ZM181 225V224H180ZM189 225V224H188ZM214 225V224H213ZM221 225V224H220ZM223 225V224H222ZM182 226H184V228L185 227H187V226H185V225H183V222H182ZM207 226V225H206ZM209 226V225H208ZM207 226V227H208ZM243 226H244V224H243ZM261 226V224L259 225V227ZM189 227V226H188ZM195 227H197V225L195 226ZM207 227H205L204 226V228H206L207 229ZM215 227V226H214ZM233 226H231V228H232ZM235 228H240V225L238 226L237 225V227L236 226H234ZM233 227V228H234ZM249 227H250V225H249ZM192 228V232H194V227H191ZM209 228H211V227H209ZM221 228H224V227H222L221 226ZM220 227H219V229H221ZM248 228V227H247ZM251 228V227H250ZM258 228V227H257ZM262 228H263V225H262ZM189 229V228H188ZM187 229V231H190V230H188ZM215 230V228H211V229H209L210 231L211 230ZM185 231H186V228L184 229ZM196 230V229H195ZM208 230V229H207ZM207 230H206V232H207ZM208 230V231H209ZM216 230H217V228H216ZM215 230V231H216ZM234 230V229H233ZM241 230H243V229H241ZM244 230H246V229H244ZM249 230V229H248ZM259 230H260V228H259ZM197 231V230H196ZM252 231V230H251ZM261 231V230H260ZM263 231V230H262ZM205 232V233H206ZM213 231H211V233H212ZM217 232L219 233L220 231H218L217 230ZM216 232V234L215 235H217L218 233ZM222 232H223V230H222ZM239 232V231H238ZM248 232V231H247ZM246 231H244V233L246 234L247 233ZM253 232V231H252ZM191 233V232H190ZM195 233H198V231L197 232H194L193 234L191 233V234H188V235H190V239L192 240V243L191 244H193L194 243V241L196 240V239H194V238H196V237H194L195 235ZM204 233V234H205ZM209 233V232H208ZM243 233V234H244ZM264 233V232H263ZM184 234L186 235V233L184 232ZM207 234V233H206ZM223 234L225 235L226 233H221V235L223 236ZM260 235H261V233H259ZM259 234H257V235H259ZM193 235V236H192ZM227 235V234H226ZM254 235H256L255 233H254ZM259 235V236H260ZM263 235V234H262ZM191 236L192 237H194V238H191ZM200 236V235H199ZM198 236V237H199ZM207 236H211V235H207ZM249 236H251V235H249ZM189 237V236H188ZM212 238L214 237V235L213 236H211ZM220 237V236H219ZM228 237H230V236H228ZM237 237V236H236ZM239 237V236H238ZM264 237V236H263ZM211 238V239H212ZM215 238V237H214ZM213 238V239H214ZM225 238V237H224ZM235 238V237H234ZM255 238V237H254ZM257 238V237H256ZM190 239H188L189 241H190ZM206 239H207V237H206ZM206 239H203V240H205V241H207ZM209 239H210V237H209ZM211 239H210V241H211ZM216 239V238H215ZM215 239L214 240H212V241H215ZM218 239V238H217ZM216 239V241H218ZM243 239V238H242ZM245 239V238H244ZM183 240L185 241H187V239H184L183 238ZM194 240V241H193ZM224 240V239H223ZM229 240V238L227 239V237H226V239H225V242L226 241H228ZM245 240H247V239H245ZM248 240H249V237H248ZM247 240V241H248ZM256 240V239H255ZM259 240V239H258ZM263 240V239H262ZM262 240H259L260 242L262 241ZM234 241H236V240H234ZM234 241L232 242V241H230L231 242V244L232 243H234ZM238 241V240H237ZM240 241V240H239ZM181 242V241H180ZM179 242V243H180ZM188 242V241H187ZM187 242H184V243H187ZM191 242V241H190ZM209 242V241H208ZM251 242V241H250ZM250 242H248L249 244H250ZM252 242H254L253 240H252ZM251 242V243H252ZM260 242H258V243H260ZM263 242H264V240H263ZM184 243H183V241H182V244L184 245ZM189 243V242H188ZM209 243H211V242H209ZM208 243V244H209ZM216 243V242H215ZM245 243V242H244ZM244 243H243V245H244ZM247 243V244H248ZM254 243H256V242H254ZM262 243V242H261ZM260 243V244H261ZM181 244V243H180ZM181 244V245H182ZM191 244H189V245H191ZM205 244V243H204ZM212 244V243H211ZM219 245H221L222 243H218ZM236 244V243H235ZM246 244V243H245ZM260 244H258L257 245V247L260 245ZM180 245V246H181ZM188 245V244H187ZM206 245V244H205ZM205 245H204V247H205ZM210 245V244H209ZM213 245V244H212ZM219 245H216V246H219ZM242 245V244H241ZM242 245V246H243ZM198 246V245H197ZM207 246V245H206ZM211 246V245H210ZM246 246H248V247H250L249 245H246ZM252 246V245H251ZM255 246H256V244H255ZM261 246H264V245H261ZM209 247V246H208ZM222 247H223V245H222ZM236 247V246H235ZM234 247V248H235ZM238 247H239V244H238ZM254 247V246H253ZM180 248V247H179ZM240 248H243L244 249V247H240ZM247 248V247H246ZM252 248V247H251ZM250 248V249H251ZM259 248H260V246H259ZM264 248V247H263ZM185 249V248H184ZM183 249V250H184ZM238 249V248H237ZM255 249V248H254ZM258 249V248H257ZM257 249H255L256 251H257ZM260 249H262V248H260ZM259 249V250H260ZM176 250H178V248L176 249ZM200 250V249H199ZM204 250H206L205 248H204ZM234 250V249H233ZM236 250V249H235ZM247 250V249H246ZM258 250V251H259ZM175 251V250H174ZM185 251V250H184ZM183 251V252H184ZM243 251H245V250H243ZM251 251V250H250ZM264 251V250H263ZM194 252V251H193ZM196 252V251H195ZM195 252L193 253V254H195ZM197 252H200V251H197ZM196 252V253H197ZM213 252V251H212ZM233 252V251H232ZM253 252V254H254V251H252ZM251 252V253H252ZM174 253V252H173ZM172 253V254H173ZM179 253V252H178ZM234 253V252H233ZM240 253V252H239ZM247 253V252H246ZM250 253V254H251ZM260 253H262L261 251H260ZM199 254V253H198ZM208 254H210V253H208ZM227 254V253H226ZM238 254V253H237ZM243 254H245V252L243 253ZM257 254H258V252H257ZM174 255V254H173ZM176 255V254H175ZM202 255V254H201ZM205 254H203V256H204ZM206 255H207V253H206ZM212 255V254H211ZM232 256L234 255V254H231ZM240 255H241V253H240ZM247 255H248V253H247ZM254 255H256V253L254 254ZM262 255V254H261ZM260 254H259V256H261ZM26 256V255H25ZM170 256H172V255H170ZM187 254H186V258H187ZM207 256H209V255H207ZM207 256H205V257H207ZM189 257V256H188ZM191 257V256H190ZM193 257V256H192ZM191 257V258H192ZM225 257V256H224ZM226 257H229V255L228 256H226ZM253 257V256H252ZM251 257V258H252ZM257 257H258V255H257ZM262 257V256H261ZM264 257V256H263ZM262 257V258H263ZM27 258V257H26ZM190 258V259H191ZM194 258V257H193ZM209 258V257H208ZM234 258H235V256H234ZM233 258V259H234ZM249 258V257H248ZM247 258V259H248ZM255 258V257H254ZM171 259H173V258H171ZM185 259V258H184ZM190 259H187V261H189ZM200 259H202V257H200ZM232 259V258H231ZM232 259V260H233ZM238 259V258H237ZM236 259V260H237ZM244 259V258H243ZM242 259V260H243ZM250 259V258H249ZM257 259V258H256ZM255 259V260H256ZM26 260V259H25ZM224 260V259H223ZM235 260V261H236ZM241 260V259H240ZM241 260V261H242ZM252 260H253V258H252ZM255 260H253L254 262H256ZM260 260H261V258H260ZM259 260V261H260ZM168 261V260H167ZM170 261H173V260H170ZM202 261H204V260H202ZM201 261V262H202ZM207 261V260H206ZM205 261V262H206ZM235 261L233 262V263H235ZM240 262V261H239ZM243 262V261H242ZM245 262V264L248 262H252L251 261V259H250V261H244ZM9 263H11V262H9ZM8 263V264H9ZM13 263V262H12ZM171 263V262H170ZM188 263V262H187ZM204 263V262H203ZM202 263V264H203ZM222 263L224 264V262L222 261ZM221 263V264H222ZM225 263H227V262H225ZM258 263V262H257ZM256 263V264H257ZM172 264V263H171ZM189 264V263H188ZM205 264V263H204ZM230 264V263H229ZM231 264H232V262H231ZM240 264V263H239Z\"/></svg>","mask_w":264,"mask_h":264}]
</instances>
